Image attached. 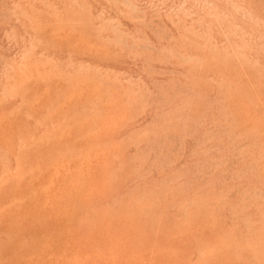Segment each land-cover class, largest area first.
Returning <instances> with one entry per match:
<instances>
[{
	"label": "rangeland",
	"instance_id": "374dc122",
	"mask_svg": "<svg viewBox=\"0 0 264 264\" xmlns=\"http://www.w3.org/2000/svg\"><path fill=\"white\" fill-rule=\"evenodd\" d=\"M26 1L25 0H23V1L22 0H0V18H1L0 19V97H1L0 98V100H1L0 101V110L3 109V112L0 111L2 113V114L0 113V151H1L0 157H1V154L3 156V158L2 157L0 158V172H1L0 173V184H1L0 185V187H1V189H0V191H1L0 192V205H1L0 206V244H1L0 255L4 258L3 259L2 257H0V261H2V263L0 262V264H3L5 261H6L5 263H7L9 261L8 262L9 264H14V263L15 264H26L25 263L26 260H27V264H38V263L39 264H59V263L60 264H86L87 262H88L87 264H91L92 262H93L92 264H94V262H95V264H126V261H127V264H132L133 262H134L133 264H140V263H142V264H144V263L145 264H148V263L149 264H156V263L157 264H161V263L162 264H186L187 263L188 264V261L192 262L191 264H195L200 258H201L200 261H203V262L199 261L200 264L201 263L203 264L206 261L208 262V260L211 263H213V262H215L216 259L219 260V261L215 262L216 264H218L220 261H221L220 264H225V263L229 264V262H233L234 264H236V263H238V264H245V263L251 264L252 262H253L252 264H262V263L264 264V260H263L264 259V248H263L264 247V209H263L264 208V203H263L264 202V176H263L264 175V169L261 166V164L264 165V138H263V140H261L262 137H264L263 136V134H264V129H263L264 128V116H262V115H264V111H263V109H264V97H263L264 91L258 90L261 93V94H259L258 91L255 89L256 86H258V87H256L258 89H262V90L264 89V88H262V87H264V78H263L264 76H261V75H264V73H263L264 72V62H263L264 50L262 52V49H264L263 48L264 47V45H263L264 44V34H263V37L259 36V35H262V33H264V28H263L264 27V24H263L264 0H228V1H226V0H221V1H219V0H217V1L216 0H204L206 3L203 0H200V1L198 0V2L196 0H193V1L192 0H190V1H187V0H173V1L168 0L167 1L166 0V3H164L165 0L164 1H162V0H65V1L64 0H56V2H54L55 0L53 2H52V0H48L49 2L47 0H35V1L29 0L30 2L29 1L26 2ZM36 1H38V2H36ZM41 1L43 2L44 5L41 4L42 3ZM45 1H47L48 3H45ZM177 1H178V3H176ZM194 1L196 3H194ZM215 1L219 5L217 3H214ZM20 2H22V3H20ZM50 2H52V4ZM189 2H190V4H192V2H193L195 5L192 4L191 6H189L190 5ZM220 2H222L221 4H223V5H221ZM9 3H11V4H9ZM37 3H39L38 5L40 6V8H37V7H39L38 5L36 6ZM167 3L169 6H167ZM28 4H29V6H28ZM33 4H34V6H33ZM45 4L46 5L48 4L46 6V8H45ZM170 4H171V6H170ZM180 4H181L182 8H180ZM209 4L213 5V6H209ZM238 4H240L241 10L244 14L242 12H240L241 10H240V8H239L240 6ZM11 5H12V7H11ZM173 5H175V6L178 5L177 6L178 8L175 6H174L175 7L174 8ZM199 5H200V7H202V6L203 7L201 9H199L200 8ZM225 5L227 8L230 6L233 9L230 10V7L228 9H226ZM233 5L235 6V8ZM16 6H18V7L15 9L14 7H16ZM19 6H21V7H19ZM35 6L38 9V13L40 15L43 14V17L45 15H48V16H51V18L46 16V18L44 17L45 18L44 19L42 16H38V13L35 12V11H37V9H35ZM48 6H50V7H48ZM188 6L191 8L187 9ZM217 6H218V9L221 7L220 12L218 11ZM236 6H238V10H236L237 9ZM250 6L253 10H250ZM3 7H4V9L2 10ZM32 7H34V8H32ZM170 7L172 8L171 10H170ZM194 7L197 10H195ZM208 7H210V9ZM244 7H245V9H243ZM246 7H248L249 9ZM25 8L27 10H25ZM29 8H32L33 10L29 9ZM43 8H45V9H43ZM224 8L226 11L223 10V12H222V9H224ZM5 9H8L9 11L5 10ZM34 9H35V11H34ZM47 9H49V10H47ZM178 9L180 11L183 10V12L181 11V12H179V14L181 15V13H183V16L185 14V16H187L188 20L185 17L181 19V17H183V16L180 17L179 15H177ZM185 9L187 10V12H185ZM193 9H194V13H193ZM198 9L200 11L204 10L205 13L199 12ZM20 10H22V11H20ZM42 10L44 13L40 12ZM168 10H170L171 13L173 12V14H170V12ZM189 10H190V12H188ZM208 10H210V11H208ZM24 11H25V13H24ZM69 11H74V12H72V14H71ZM75 11H76V14H75ZM206 11H208V12L206 13ZM228 11H229V13H228ZM248 11H249V13H247ZM255 11H256V13H255ZM5 12H7V13L5 14ZM59 12H60V14H59ZM67 12H69V13L66 14ZM79 12H80V14H79ZM250 12H251L252 16L249 15ZM3 13H4V15H3ZM20 13L23 15L27 14L30 17H27V15L23 16ZM47 13H49V14H47ZM64 13L66 14L65 17H63L65 15ZM157 13L162 15L159 17L160 19H157L159 16ZM7 14H8V16L11 15L10 18H8ZM12 14L15 15V17ZM35 14H37V15H35ZM53 14L54 15L57 14L56 15L57 17L53 16ZM193 14H195V15L193 16ZM198 14L200 16H202L203 18L199 17ZM202 14H205V15H202ZM259 14H260V16H259ZM1 15H3V16L1 17ZM170 15L171 16L174 15L173 18L177 19L176 23L174 21L175 19L171 18ZM210 15L212 16V18L210 17ZM229 15H231V16H229ZM253 15L254 16L258 15L256 17L257 20H254L255 17L253 18ZM21 16H23V17H21ZM164 16H165V18H164ZM167 16H168V18H167ZM208 16H209V18H208ZM213 16H214V18H213ZM216 16H218V17L215 19ZM223 16H225V19ZM248 16L249 17L251 16V18H248ZM18 17L22 18V21ZM32 17H33V19H32ZM34 17H36V18H34ZM41 17L44 20H46L48 24L47 23L44 24V21L41 19ZM53 17H56L59 21L55 20V18H53ZM60 17L62 18V20L60 19ZM221 17H223V18L220 19ZM30 18L32 19V24H31ZM155 18H156V20H155ZM189 18H190V20H189ZM226 18H227V20H226ZM261 18H262V20H261ZM13 19H14V21H13ZM23 19H24L25 23H28L29 25L25 24ZM27 19H30V20L28 21ZM50 19H52V20H50ZM53 19H54V21H53ZM70 19H73V20H71L72 23H71ZM183 19H184V21L186 20V23H184V21H182ZM217 19H218V24L220 23L222 26L220 24L218 25L216 23ZM230 19H231V21H230ZM234 19L240 20V23L238 24V21H233ZM250 19H252L255 24ZM6 20L8 21V23H4V21H6ZM9 20H10V24H9ZM18 20H20V21H18ZM33 20H34V23H33ZM60 20H61V23H60ZM211 20H213L212 23H211ZM220 20H223V21L226 20V23L228 25L231 24L233 26H231V25L227 26L225 21H224L225 25L223 26L224 23H223V21H220ZM12 21H13V24H12ZM15 21H16V25H14ZM36 21H37V24H36ZM68 21H69V23H68ZM163 21H164V23H163ZM167 21H168V23H167ZM177 21H178V24L180 25V27L182 26L181 28L178 25H176ZM192 21H194L193 24H192ZM197 21L200 24H198ZM202 21H205V23L202 24ZM214 21L216 24L214 23ZM250 21H252L253 24L250 23ZM257 21H259L260 25L257 23ZM261 21H262V24H261ZM20 23H22L24 26H22ZM182 23H183V25H186L184 28H183V25H181ZM207 23L208 24L210 23L211 27L213 29H211V27L209 28L210 24H209V26H207L208 25ZM33 24H34V26L31 27V25H33ZM58 24L61 26H59V28H56L58 26ZM18 25H19L20 29L18 28ZM54 25H56V26H54ZM71 25H72V29H71ZM76 25H78V26H76ZM201 25L204 28L202 27V29L199 30L201 28ZM242 25H243V27L245 26L244 27L245 29L249 28L248 29L249 31L244 30V28L242 29L241 28ZM249 25H251V26H249ZM37 26H39V27H37ZM187 26H188V28L191 27L192 29L189 28L190 30H187L188 29ZM254 26L256 27V30H255ZM5 27H7V29ZM15 27H17V29ZM89 27L91 28V30L89 29ZM227 27L228 28L231 27L230 28L231 30L229 29L230 32L228 31V33L226 31V29L228 30ZM237 27H239L238 28L239 30L240 29L243 30L242 32L240 30L239 33L240 34L245 33V35L241 34L242 35L241 36L238 33V30L236 32ZM23 28H26V29H23ZM185 28H186V31H184ZM195 28L197 29L196 31L194 30ZM21 29H22V31H20ZM27 29H29L28 31H30V34L32 32L34 33V31H35L37 35L36 34L30 35L28 31L26 32ZM31 29H33V31ZM80 29H82V30H80ZM162 29H164V30H162ZM205 29H208L211 31H205ZM6 30H7V32H6ZM8 30L10 33H13V34L16 33V35L13 36V34H10L8 32ZM160 30L162 32H160ZM191 30H194V31H191ZM257 30H259V32ZM23 31H24V33H23ZM164 31L167 33H164ZM187 31H189V32H187ZM245 31H247L248 34ZM17 32L19 34H17ZM184 32H186L187 35H189L188 33H190V36H191V33H193L192 35H194V36H191V37L187 36L186 33L184 34ZM195 32H197V33L195 34ZM232 32L234 34H236L234 36H237L239 34L236 38H238L240 42L242 40L244 43L243 42H241V43L237 42V40L235 38H233ZM226 33L228 34V36L230 38H228ZM252 33L255 35H253ZM257 33H259V35ZM21 34L23 35V40H22ZM27 34H29V35L27 36ZM64 34H66V35H64ZM169 34H171V35H169ZM181 34H182V36H180ZM197 34H198V36H197ZM205 34L209 36V39L207 36H206L207 38L204 37ZM214 34L217 37L214 36ZM20 35H21V37H19ZM211 35H213V37H211ZM250 35H253V38L256 36V38H254L256 40L254 41V39ZM31 36H32V38H31ZM51 36H52V38H51ZM195 36H197V37H195ZM200 36H202V38ZM231 36L234 40L231 38ZM247 36H249V37H247ZM8 37H9V39L10 38H12V39H10V41H9V40H7ZM15 37H17V38H15ZM43 37H45V38H43ZM187 37H190L189 38L190 40ZM198 37H200V39H197ZM243 37H245V38H243ZM24 38L27 40H25ZM34 38H36V39H34ZM192 38H193V41H194V39H195V42L197 41V44H195V42L193 43V41H191ZM240 38H242V39H240ZM249 38L251 39V41H249L250 40ZM259 38H260V41H259ZM201 39H203V40H201ZM207 39L209 42L207 41ZM211 39H215L216 41L213 40L214 41L213 42ZM229 39H232V41H234V42L230 41L231 42L230 43ZM243 39L245 41L247 39L248 42H250L249 44H252V43L253 44L252 45H249L248 43L245 44L246 42ZM42 40H43L44 44L46 41V43H48L49 45L48 44L43 45ZM210 40L212 42L211 46H210ZM17 41H19V42H17ZM200 41L201 42L203 41L202 45L200 44L201 43ZM206 41H207V43H206ZM21 42H23V43L21 44ZM38 42H40V43H38ZM198 42H200V43H198ZM5 43L7 44V46ZM13 43H15V44H13ZM36 43L38 44L39 47L34 46V45H37ZM192 43H193V45L194 44L196 45V46L194 45L195 47H197L199 44L198 47L200 49H198V47H197V49L194 48V46L191 45ZM235 43L238 46H236ZM32 44H33V46H32ZM40 44H41V46H40ZM52 44L55 47L52 46L51 48H48V46L50 47V45H52ZM205 44L207 46L208 45L209 46L208 47L206 46V48L203 47V46H205ZM221 44H223L224 46H222ZM227 44H230V45H227ZM240 44L244 45L245 48L244 49L242 48L243 50L241 49ZM254 44H256V45H254ZM28 45L31 47H28ZM46 45H48V46L46 47ZM218 45H221V46H218ZM9 46H10V48H8ZM212 46H215L214 49H210ZM216 46H218V47L216 48ZM230 46H232V47H230ZM235 46H236V48L240 46L239 49L241 52L239 51V49H236ZM254 46H256V47H254ZM258 46L259 47L261 46V47L259 48ZM13 47L16 50H14ZM27 47H28V49H27ZM36 47H38V49L41 50V52ZM253 47L256 49V50L254 49V51H256V52H254L252 50ZM31 48H32V50H31ZM208 48H209V50H207ZM225 48H226V52L224 50ZM246 48H248L247 50H249V51H246ZM5 49H8V50H5ZM201 49L202 50L204 49V50L202 51ZM216 49L219 50V51L217 50L218 54H216L217 53ZM220 49H222L221 53L225 52V53H223L224 56H223V54H220ZM9 50H11V51H9ZM33 50L36 53L33 52ZM172 50H174V51H172ZM199 50H201V51H199ZM210 50H213V51H210ZM227 50H228V52H227ZM237 50L240 52V54L237 52ZM28 51L30 53H28ZM169 51H170V53H169ZM206 51L208 52V54H206L207 53ZM243 51H244V54H243ZM230 52L232 53V56L229 57V54H231ZM260 52H262V55ZM24 53H25V55H24ZM27 53L29 56L27 55ZM37 53H39V54H37ZM246 53L248 55H246ZM32 54H33V56H32ZM225 54H226V56H225ZM233 54H234V56H233ZM256 54H257V56L255 57ZM217 55H218V58L216 59ZM27 56L29 57V60H26L28 58ZM244 56L246 59L244 58ZM213 57H215V58H213ZM232 57L234 60H232ZM234 57L237 58L238 60L236 61ZM222 58H224V60ZM39 59L40 60L43 59V60L40 61ZM194 59H196V60L198 59L197 65L194 62ZM207 59L210 61H208ZM249 59H250V61H249ZM253 59L255 60L256 64L255 63L253 64V61H254ZM204 60H205V62H204ZM227 60L232 61L231 64L228 65L229 62ZM240 60H241V62H240ZM244 60H245V62H244ZM35 61H37L38 65ZM46 61H47V63L48 62L49 63L47 64ZM206 61H208L209 64H207ZM215 61H220V62H215ZM238 61H239V63H238ZM242 61L247 65H245L244 63L242 64ZM248 61H249V63H248ZM259 61H260V63H259ZM15 62H17L16 63L17 67H16ZM29 62H31V63H29ZM211 62L212 63L215 62L217 64V65L215 64L216 67L214 66V63L212 66ZM224 62H225V64L227 63V65H226L227 67L224 66ZM257 62L259 64H261L262 62L263 63L259 66V64ZM11 63H12V65H11ZM35 63L38 67L35 65ZM39 63L42 66H40ZM44 63H46L48 66L50 64L51 65L48 67ZM192 63H194V64H192ZM43 64L45 67L43 66ZM205 64H207V66H205ZM29 65H30V67L31 66L33 67V65L36 66V68H37L36 70L39 73L43 72L42 73L43 77L40 75L41 76L40 80H38L39 78L37 79L39 73H37V71L34 70L35 67H33V69H32V67L29 68ZM218 65L220 66V68H218ZM239 65L242 66V68H244L245 70L242 69ZM210 66H211L210 70L211 71L213 70L214 72L216 71L215 73L213 71L211 73L209 71L204 72V70H207V69L209 70V68H207V67H210ZM12 68H13V70H12ZM41 68H43V69H41ZM44 68H46V69H44ZM173 68L175 69V71ZM177 68H178V70H177ZM213 68H215V69H213ZM217 68L219 70H216ZM247 68H250V69H247ZM18 69H20V71L25 69L22 71V73H24V74H22V73L18 74V73H20V71ZM26 69L29 70V72H27ZM170 69H171V71H170ZM179 69H181L183 71L181 72V70H179ZM192 69L194 71H196L197 73L198 72H200V73L199 74L196 73V75H195V72L193 73ZM237 69H238V71H240L239 72L240 74H242V73L246 74L244 76L248 77L247 78L248 82H246L247 81L246 78L244 79L243 74L241 75L243 77L240 76ZM10 70H12L13 72ZM30 70L33 72L32 74H30V75H32L33 78L30 75H28L29 73H31ZM41 70H42V72H41ZM190 70H191V72H190ZM202 70H203V72H202ZM220 70H222L221 71L222 73L220 72ZM225 70L227 71V73L225 72ZM231 70L233 71V73H231L232 72ZM253 70H254V72L256 71V73L258 72L257 74H259V75L261 74L260 76L257 77L258 79L256 77L254 78L255 80L253 79V75L256 74L254 72L250 73ZM46 71H49V72H46ZM188 71H189V73H188ZM229 71H231L230 73L233 77L231 75L229 77V73H228ZM236 71L238 74L234 73ZM261 71H263V72H261ZM10 72L13 74V76ZM44 72H46L45 76H44ZM51 72L54 75H52ZM56 72L58 74V78L62 74L63 75L58 79L55 77ZM173 72H175V73H173ZM259 72H261V73H259ZM16 73H17V77L14 76V75H16ZM60 73H62V74L59 76ZM184 73H185V75H184ZM201 73H203V74H201ZM10 74H11V76H10ZM193 74L196 77H194ZM223 74H225V75H223ZM257 74L255 76H257ZM18 75H20V77H21V78L19 77L20 79L18 78ZM24 75H26L29 78H27ZM46 75L48 77H50V76L52 77V78H49V80L51 79V81L48 80V77ZM183 75H184V78H183ZM235 75H237L238 77L236 76V78H235ZM9 76H10V78H12V77H14V78L11 80V79H9ZM219 76L222 78H220ZM23 77L24 78L26 77L27 79L26 78L24 79ZM218 77L221 80H219ZM227 77L229 78V80ZM240 77L242 78L243 81L240 80L241 79ZM261 77L263 78V81H262ZM6 78H7V80H6ZM42 78H44L45 82H43ZM224 78H227V79H224ZM250 78H252L253 79L252 81H254V82H252L250 80ZM14 79L16 82L14 81ZM35 79L37 82L35 81ZM213 79L216 82L218 79L220 85H218V82L217 83L214 82ZM233 79H235V81ZM256 79H257V81H256ZM18 80H20L21 82ZM172 80H174V81H172ZM183 80H184V82H181ZM10 81H13V83ZM39 81H41V82H39ZM66 81H67V83H66ZM3 82H4V84H2ZM221 82H225V83H221ZM160 83H162V84H160ZM203 83H205L204 84L205 87L207 86V90L210 87V90H212V91H209V90L207 91L205 87L202 88ZM259 83H260L261 87H259ZM8 84L10 85V87ZM83 84L86 86H84ZM196 84H198V85H196ZM223 84H225V86H228V87H225ZM246 84L247 85L249 84V86H247ZM17 85L18 86L20 85V86L18 87ZM133 85L135 87L136 86L137 87L134 89ZM2 86H3V88H2ZM78 86H80V87L78 88ZM138 86L140 89L138 88ZM160 86H162L161 89H160ZM190 86H191V88H190ZM4 87L9 88V89H6ZM73 87H75V88H73ZM211 87H213V88H211ZM224 87H225V89H223ZM249 87H250V90H249ZM252 87H253V89H252ZM10 88H12V89H10ZM19 88H21V89H19ZM72 88L74 90H72ZM2 89H4L6 92H8V91L9 92L5 93V91H3ZM23 89H24V91H22ZM130 89H131V91H130ZM136 89H139L138 92ZM197 89H199V90H197ZM214 89H216V90H214ZM57 90H58V92H57ZM59 90L62 91L63 93L60 92ZM75 90H78V91H75ZM193 90L198 91V92H196V94H195V92ZM220 90L222 92H220ZM97 91H99V92H97ZM174 91H180V92H176V93H178V94H176ZM190 91H192V92H190ZM217 91H218V93H217ZM233 91H234V93H233ZM236 91H237V95H236ZM251 91L253 93L252 97L253 98L255 97V99H257L255 103H252V101L254 102L255 99L250 97L251 95L249 94V92L251 93ZM254 91L256 92V94L258 96L255 94ZM56 92H57V94H55ZM76 92L79 96L76 94ZM87 92L90 93L91 95H89ZM212 92L214 95H212ZM223 92H225L226 94L224 93L225 94L224 95ZM244 92H246V94ZM2 93H4V94H2ZM33 93H35V94L33 95ZM94 93H96L95 94L96 97H94ZM160 93H161V95H159ZM6 94H7V96H5ZM21 94H23V95H21ZM24 94H25V96H24ZM71 94L73 97L71 96ZM1 95H4V96L2 97ZM243 95H245V96H243ZM260 95H262V96H260ZM33 96H34V98H33ZM54 96L58 97V98H55ZM137 96L142 97V98L138 97L139 99H137ZM197 96H199V97H197ZM232 96H233V98H232ZM235 96H237V97L234 98ZM247 96H249V97L247 98ZM46 97H47V99H46ZM134 97H136V99ZM240 97H242V98H240ZM245 97L247 98L248 102L245 101L246 100ZM52 98L54 100L56 99L53 106H52V103L54 102V100ZM33 99H35V100H33ZM37 99H38V101H37ZM192 99H193V102H192ZM213 99H215V100H213ZM237 99L238 100L241 99V100L238 101ZM18 100L20 102H18ZM27 100L29 102H27ZM219 100H220V102H219ZM229 100H231L230 102H232L231 103L232 105L229 104L230 103ZM236 100L238 101V103L236 102ZM21 101L24 102V105ZM91 101L94 103H91ZM8 102H9V105H8ZM16 102H17V105L19 104L22 107H20L19 105L17 106L15 104ZM34 102H36V103H34ZM191 102L193 105H191ZM198 102H199V104H198ZM205 102H206V105H205ZM239 102H240V104H239ZM257 102H258V104L259 103L261 104V105L259 104V106H261L260 109H259ZM194 103L196 104L197 107L195 106ZM10 104H11V108H10ZM32 104L34 107L31 106ZM114 104L117 106H113ZM13 105H15L14 109H15V107H16V109L19 108L18 110L20 113H22L21 114L22 116L20 115V113H17L18 110L14 111V109H12ZM203 105H205V107ZM255 105H256V109L253 110L254 111L253 112L251 109H252V106L255 108ZM5 106L6 107L8 106L7 110L5 109L6 108ZM232 106H235L237 108L240 107L241 109L238 108L239 110H237V108L235 109V107L233 109H231ZM95 108L98 110H96ZM243 108L244 109L248 108L251 111H248L246 109L248 111L247 112ZM4 109H5V111H4ZM8 109H9V111H8ZM44 109H46L47 111H45ZM48 109H50L51 111L50 110L48 111ZM93 109H95V110H93ZM24 110L26 111V113ZM188 110H190V111H188ZM203 110H205V112ZM231 110H233V111H231ZM53 111H54V113H53ZM192 111H193V113H192ZM256 111H257V113H255ZM49 112L53 113V114H50ZM189 112H191V113H189ZM250 112H251V114H250ZM16 113H17V115H19V117L16 115ZM252 113H254V115ZM62 114H63L64 118H63ZM64 114H66V115L69 114V116L65 117ZM235 114H237V115H235ZM241 114H243V116L245 118ZM259 114H261L262 117ZM24 115H26V116H24ZM28 115L29 116L31 115L30 119H28ZM45 115L48 117L50 116L49 118H51V119H49L48 117L45 118L46 117ZM247 115L249 118L247 117ZM39 116H40V120L42 123L39 122ZM234 116L241 117L242 120L240 118H238L239 121H237V117H234ZM70 117H72V119ZM14 118L16 119L17 123L15 122ZM22 118H24V119H22ZM26 118L28 119V121L31 120L33 123L31 121H29L30 122V124H29ZM181 118H183V119L181 120ZM43 119H45V120H43ZM73 119L76 120L75 124H74ZM105 119H108V120H105ZM35 120H36V123H35ZM243 120H244V122H243ZM23 121H25V122L23 123ZM48 121H51L52 123L50 122V125H49ZM54 121H56V122L54 123ZM62 121H63V123H62ZM70 121H72L73 124ZM77 121H78V123H77ZM169 121L171 123H169ZM176 121H178V123H177L178 125L174 124ZM38 122H39V124H37ZM46 122L48 125H46ZM64 122H68V123L64 124ZM91 122H92V124H91ZM106 122H109V123H106ZM254 122H255V125H254ZM34 123H35V125H32ZM56 123H58V124H56ZM89 123H90L91 127L86 128V127H88ZM248 123H249V125H248ZM259 123H260V125H259ZM16 124H18L17 127H16ZM41 124H44L45 126L41 125ZM262 124H263V126H262ZM23 125H26V127H23ZM39 126H41V127H39ZM43 126L45 129L43 128ZM240 126L242 129L243 128H245V129L241 130ZM259 126H262V127H260L261 129L258 128ZM8 127L10 128V130ZM38 127H39V130L36 129ZM69 127H71V128L69 129ZM109 127H110V129H108ZM17 128L19 131L15 130ZM24 128L27 130H24ZM41 128L44 129L45 131H43ZM47 128H48V130L51 128L50 131L51 132L54 131V133L53 132L50 133V131L47 132ZM40 129L42 130L43 134L42 133L36 134V133H34V131H32V130H35V132H37L36 130H38V133H39V132H41ZM106 129L109 130V132H107ZM169 129H171V131ZM20 130L22 131L23 134L20 132ZM77 130H78V132H77ZM103 130H105V131H103ZM110 130H111V132H110ZM253 130H255V131H253ZM26 131H28V133H26ZM81 131H83L84 133ZM80 132H81V134H80ZM13 133L16 135H14ZM25 133H26V135L30 134L29 135L30 138L26 137ZM104 133L107 134V137ZM152 133H153V135H152ZM239 133L241 134L240 136H239ZM246 133H250V134H246ZM261 133H263V134H261ZM31 134L32 135L34 134L35 138ZM48 134H50V135H48ZM79 134H80V136H79ZM36 135L38 138L36 137ZM62 135H63V137H62ZM82 135H84V136H82ZM102 135H103V137L104 136L105 137L102 138ZM97 136H100V137H97ZM23 137H25L26 139ZM31 137H33V138H31ZM91 137H93V138H91ZM133 137H138V138H136L137 139L136 140ZM107 138H109V139H107ZM32 139H33V141H32ZM48 139H50V140H48ZM133 139H135L136 143H135V141H133ZM250 139H252V140H250ZM29 140L33 142L32 146H31L32 142H30ZM68 140H70V141H68ZM93 140L97 143V145ZM106 141H107V144H106ZM108 141H109V143H108ZM261 141H262V144H261ZM90 142L91 143L93 142V143L91 144ZM110 142H111V144H110ZM11 143H12V147H11ZM25 143H27V144H25ZM28 143H30L29 146H28ZM86 144H87V146H86ZM99 144H101V146L102 145L103 146L100 147ZM1 145H3V146L1 147ZM62 145H64L63 147H66V149L68 148L67 149L68 152H66L67 150H65V148L62 147ZM84 145H85V147H84ZM225 145H226V147H225ZM59 147H60V150L62 147V151L59 150ZM72 147H73V149H72ZM74 147L76 148V151L74 150L75 149ZM96 147H98V149L94 150ZM12 148H14V149H12ZM15 148H17V149L19 148V150L15 149ZM38 148H39V150H38ZM69 148H71L73 151L77 152L75 154H77L78 157H74L76 155L74 154V152L72 153V151H69L70 150ZM88 148L89 149L91 148L90 151L88 150ZM1 149L4 150V152H2ZM99 149H101V150H99ZM14 150H15V152H14ZM37 150L40 152L42 157L40 156V154H38L39 152ZM82 150H83V152L85 151L86 155L84 153H83V155H81ZM108 150L110 151V153ZM118 150H120L121 153L117 152ZM5 151H7V152H5ZM57 151H59L60 154H58L59 152H57ZM16 152L18 155L16 154ZM49 152H52V153L50 154ZM114 152H115V155H117V156L114 155ZM116 152L119 155L116 154ZM5 153H7L6 154L7 158H6V156L4 157ZM8 153H9V155L10 154L11 155L9 156ZM35 153H36V155H33ZM47 153H49V154H47ZM123 153L125 154V156L123 155ZM46 154H47V156H46ZM53 154H55V155L58 154V155L53 156ZM109 154H110V156H109ZM37 155H38V157H37ZM60 155H62V156H60ZM19 156H22L23 158L19 157ZM83 156H84V159H83ZM108 156H109V158H107ZM120 156L122 157V159ZM245 156H246V158H245ZM53 157L55 159H53ZM15 158H17V159H15ZM32 158H33L35 163H38L36 160H38L40 162L38 164H35L33 162ZM48 158H50V159H48ZM255 158H257V159H255ZM3 159H4V161H3ZM42 159H44V160H42ZM47 160H48V162H46ZM83 160H84V162H83ZM141 160H142V162H141ZM1 161H3V162H1ZM10 161H12V162L10 163ZM53 161H55V163ZM45 162H46V164H45ZM104 162H105V164H104ZM225 162H226V164H225ZM8 163L10 165H8ZM20 163H22V164H20ZM11 164H12V166H11ZM18 164H20V165H18ZM81 164H83V165H81ZM102 164L104 166H102ZM118 164H120V165L118 166ZM6 165H7V167H6ZM17 165H18V168H17ZM76 165L78 166L79 169L77 168ZM91 165H93V167ZM8 167H10V168L8 169ZM101 167H102V169H101ZM112 167H114V168H112ZM11 168H14V169H11ZM15 168H16V170H15ZM1 169L3 171L6 169L7 173H6V171L3 172ZM19 169H20V171H19ZM106 169H108V170L106 171ZM126 169L128 170V172ZM31 170H33V171H31ZM86 170L88 171V173H90L89 175H88ZM98 170H101V171H99L100 173L98 172ZM83 172H84V174H83ZM94 172H95V174H94ZM96 172H98L99 174ZM111 173H112V175H111ZM113 174L115 176H113ZM202 174H203V176H202ZM261 174H263V175H261ZM21 175H23V179L21 177L22 180L20 181L19 177ZM98 175H100L101 177ZM5 176H8V177H5ZM56 176H58V177H56ZM92 176H93L94 180H96V181L99 180L100 183H102V182L103 183L100 184V183H98L99 181L98 182L93 181L91 178ZM124 176H126V177L123 178ZM96 177L98 179H95ZM5 178H6V180H5ZM72 178L74 179V181L71 182V180H73ZM82 178H83V180H82ZM13 179H14V181H13ZM77 180H79V181H77ZM11 181L13 183H11ZM17 181H18V183H16ZM106 181H108L109 183H105ZM80 182L81 183L84 182L86 184H81V186H80ZM110 182H111L110 186H115V189H113L114 187L112 189L110 187V189H109ZM72 183H73V185H72ZM75 183L77 186L75 185ZM113 183L115 185H113ZM10 184H12V185H10ZM16 184L17 185L19 184L18 185L19 187ZM68 184H71V186L70 185L68 186ZM63 185H64V187H63ZM83 185L85 187L89 186V188H87V187L85 188ZM105 185L107 187H105ZM8 186L9 187L12 186V187L9 188ZM65 186H67V187H65ZM82 186L86 190L83 189V191H82V188H81ZM102 186L105 187V189H103ZM93 187H95V191H94ZM118 187H120V188H118ZM170 187H171V189H170ZM251 187H252V189H250ZM13 188H15L17 192ZM106 188H108V189H106ZM10 189L12 192L10 191ZM79 189H80V191H77ZM91 189H93V191H94L93 193H90V192H92ZM242 189H244V190H242ZM73 190H76L77 192L73 191ZM109 190H111V191H109ZM247 190L249 192H246ZM106 191H108V192H106ZM112 191H113V193H112ZM238 191H239V193H238ZM18 192L20 193V195ZM87 192H89V193H87ZM96 192H98L97 195H96ZM46 193H47V195H46ZM55 193H56V195H55ZM111 193H112V196H110ZM252 193L255 195H253ZM12 194H13V196H12ZM85 194L89 195L90 197L87 196V198H86ZM91 194L93 196H91ZM231 194H232V196H231ZM242 194H244V195H242ZM63 196H65V197H63ZM69 196H70V199H69ZM128 196H129V198H128ZM71 197L75 199V200L73 199L75 202L71 200ZM81 197H82V199H81ZM230 197H232V198L230 199ZM77 198H79V201ZM83 198H84V200H83ZM63 199L66 201L64 202ZM85 199H86V201H85ZM88 199L91 200L90 201L91 205L89 203H87L89 201ZM102 199L106 200V201H104L105 203L103 202ZM259 199H260V201H259ZM67 200L69 201L70 204H68ZM4 201H8V202L10 201V202L8 203V202H4ZM11 201H13V202H11ZM16 201H17V203H15ZM18 201H19V203H18ZM58 201H60L61 204H59ZM84 202H85L86 207H88L89 205L90 206L88 208H86L83 204ZM55 203H56V205H55ZM133 203H135V205H133ZM45 204H46V206H45ZM80 204H82V205H80ZM87 204H89V205H87ZM136 204H138V206H136ZM41 205H42V207H41ZM78 205L80 206L81 209H78ZM7 206H9L10 208ZM14 206L15 207L17 206V207L15 208ZM43 206H44V208H43ZM82 206L85 208H83ZM134 206L139 207V209H137L136 207L134 208ZM200 206L203 210L199 208ZM58 207L60 209H62L61 210V212L63 211L62 213H60V209ZM204 207H205V209H204ZM35 208H37V210ZM40 208L42 210H40ZM164 208H165V210H164ZM15 209H17V210H15ZM206 209H207V213L204 212L205 214H203L202 211H204V210L206 211ZM210 209L212 210V212L210 211V213H212L211 215L215 216V214H216L217 217L216 216L210 217L211 215L208 212ZM256 209H258V210H256ZM70 210H71V212H69ZM125 210H127V211H125ZM136 210H138L139 212L144 211L145 217L143 216V213L140 214L139 212H138V216H140V217H138L136 214L137 213ZM213 210H214V213H213ZM254 210H255V212H254ZM261 210H263V211H261ZM34 211L36 213H34ZM39 211L41 213H42V211L45 213V214L42 213L45 217V220ZM45 211H48L47 215H46ZM65 211H67L68 214ZM72 211H74V212H72ZM98 211H99V214L97 216ZM131 211H132V213L129 216L128 214H130ZM134 211L136 213H134ZM249 211H251L250 214H249ZM75 212H77L76 213L77 216H76V214H74ZM103 212H104L105 216H107V218L105 216H102ZM105 212H107V213H105ZM182 212L184 213L185 216H187V214H188V216H187L188 218L187 217L185 218V216L182 217V215H183ZM191 212H193L194 215L198 218H195V216ZM196 212H198V215H196L197 214ZM199 212H201L203 216L202 215L200 216L201 213H199ZM15 213H18V214H15ZM30 213H31V215H29ZM33 213L35 216L38 213V217L40 216V219L37 218V216L35 217L34 215H32ZM54 213L58 214L59 216H61L63 214L64 217L63 216L59 217L58 215H56ZM39 214H41V215H39ZM108 214H109V217H108ZM132 214H134V215H132ZM176 214H177V216H176ZM208 214H209V216L206 218V216ZM93 215H96V217ZM204 215H206V216L204 217ZM253 215H254V218L252 217ZM53 216L54 217L56 216V217L53 218ZM67 216L69 217V219L71 221L68 219ZM80 216L82 218H79ZM142 216H143V218H142ZM162 216L164 218H162ZM218 216H219V218H218ZM70 217H72V218L74 217V220L71 219ZM75 217H76V219H75ZM102 217H104V218L101 219ZM132 217L133 218L138 217L140 222H136V221H138V219H136V221H134L135 218L133 220ZM159 217H160V219L161 218L162 219L160 220ZM173 217H175V218H173ZM191 217H192V219H190ZM202 217H204V219ZM209 217L213 218L217 221H214L213 219L211 220ZM238 217H240V219H238ZM35 218H36V220H35ZM41 218H43V219L41 220ZM52 218L54 220L57 218L55 220L56 222L53 221ZM77 218L79 220L82 219L84 223L81 222L82 220L79 221ZM148 218H149V220H148ZM165 218H167V220ZM171 218H172L173 222L169 221V219H171ZM216 218H218V219H216ZM9 219H10V221H9ZM19 219L22 221L23 220H25V221L22 222ZM30 219H32V220H30ZM47 219H49L48 223L50 222V219H52L50 222L51 226H50V224L47 223ZM90 219H91V221H90ZM200 219H201V222H200ZM205 219L207 221H205ZM219 219L221 221H219ZM58 220H60V221H58ZM84 220L85 221L87 220V222H85ZM102 220H104V223ZM155 220H156V222H155ZM164 220L166 222H168V221L169 222L164 223ZM195 220H197V223L195 222ZM210 220H211V224H210ZM43 221L46 222L47 224H45ZM57 221L60 222V224ZM67 221L69 223L74 221L73 222L74 224L72 223L74 226L72 224H68ZM129 221H132V222L128 223ZM147 221H148V223H147ZM212 221H214V223ZM18 222H19V224H18ZM24 222H25V224H24ZM53 222H55L58 225L57 226L58 228L55 227L56 226L55 223H54L55 226L53 225ZM133 222H136L138 224V226L136 223H135V225L137 227L134 226ZM141 222L143 224H146V225H143ZM154 222H155V224H154ZM157 222H159V223H157ZM198 222L200 224H198ZM249 222H250V224H249ZM260 222H262L261 226H259ZM22 223H23V226H22ZM63 223H65V224H63ZM81 223H83V224H81ZM131 223H133V224H131ZM171 223H174L175 226H174V224H171ZM193 223L195 225H193ZM215 223H218V225L221 224V226L220 225L218 226ZM237 223H238V225H236ZM9 224H11V225H9ZM30 224L32 227L30 226ZM139 224H140V226H145V227H141L144 229L141 230L139 228L140 227ZM167 224L170 226L169 228L167 227ZM185 224L188 226L190 225L191 227L193 226V227L192 228L190 226L185 227ZM196 224H197V227L199 229L196 227ZM240 224H241V226H239ZM247 224H249V225L247 226ZM13 225L22 226L24 228L23 229L21 227L18 228V226H17L18 231H16L17 228ZM41 225H43L45 228L47 227L46 228L47 231L45 230L44 227L40 228ZM123 225H124V227H123ZM126 225H127V228L125 227ZM153 225H154V227H151ZM155 225L158 226V230H159L158 233L156 232L157 226H155ZM182 225L184 226V228H182L183 227ZM204 225H205L206 229L204 228ZM229 225H230V227H229ZM29 226H30V228H29ZM52 226L55 228L52 229ZM162 226H164L163 229H162ZM200 226L203 227V229ZM255 226H256V228L259 227L260 229L254 228ZM50 227L52 229V232L50 231L51 230ZM62 227H65V228H62ZM73 227L76 229L72 230ZM94 227H96V231L99 230L100 232L99 231H98L99 233L96 232ZM97 227H98V230H97ZM135 227L139 228L140 230H138V231L135 230L136 229ZM148 227L151 229L153 228L152 231L154 229H156L155 233H157V234H155L154 231H153L154 234L151 233V234H153V236L155 235L157 237V238H155L156 242L153 239L154 237L152 235L151 236L149 235L151 230L148 229ZM166 227L168 230L166 229ZM172 227L173 228L175 227V229H176V227H178L179 230L178 229L177 230L179 231V234H178L177 230H175V232L172 231V230H174ZM207 227H208V229H207ZM212 227H213V229H212ZM10 228H12V229H10ZM37 228L39 231L37 230ZM77 228L79 229V231L77 230ZM122 228H124L123 231H122ZM128 228L129 229L132 228L130 232L132 233L134 231L135 233H132V234L130 233L131 236L129 234H124L125 232L127 233V231L129 230ZM185 228H186V232H185L186 234L183 233L185 231ZM187 228H188V230H187ZM189 228L191 230L193 229L192 230L193 232H191V230H189ZM261 228H263V229L261 230ZM24 229H25V231H24ZM56 229H57V231H56ZM58 229L61 230L62 232L59 231ZM68 229L69 230L71 229L70 231H68L70 234L68 232H65ZM180 229L181 230L184 229V231L182 232ZM216 229L217 230L220 229V231L217 232ZM4 230H6V231L3 233ZM32 230L33 231L35 230L34 232H36V235H34L35 233ZM164 230L166 232H164ZM208 230H209V232H208ZM230 230H231V232H229ZM253 230H254V232H253ZM259 230L262 232H260ZM29 231H31V232H29ZM103 231L105 233H103ZM168 231H171V232H168ZM176 231H177V234H176ZM204 231H206L208 233L211 232V233L207 234ZM213 231L215 232L216 237L214 236ZM256 231H257V233H256ZM90 232L93 234V236L95 238L94 237L92 238V234H90ZM145 232H149V234H147ZM162 232L166 233L168 237L166 236V234H163ZM181 232L183 233V235H181L182 234ZM187 232L188 233L190 232L191 234L190 233L188 234ZM203 232H204V234H203ZM226 232H229V233H226ZM2 233H3V235H2ZM28 233H30L31 235H29ZM50 233H51V236H49V238H48L47 235H49ZM100 233H101V238H98ZM121 233H122V235H121ZM169 233H175L174 236H176V237H174L173 234H171L175 238V241H174L173 237L169 238V236L171 237V235ZM193 233L198 235L197 236L198 237L197 242L195 240L196 235H194ZM200 233L202 234L201 236L204 235L203 238L207 236L206 237L207 239L204 238L205 240H203V238L199 235ZM14 234L16 236H13ZM18 234H19V236H18ZM25 234H26V236L29 235L28 236L29 238L31 236V238H30L31 242L29 241L28 237H27L28 239L26 240V236H24ZM56 234L58 235L59 238H57ZM63 234H64V236H63ZM78 234L80 235L81 238L79 237ZM88 234H90L91 236ZM123 234H124V236H123ZM145 234H147V236ZM261 234L263 235V237L261 236ZM11 235H12L13 240L7 238L8 236H9V238H11ZM32 235H33V237H32ZM76 235H77V237H76ZM125 235H126V237L129 235L130 237L128 236L127 237L128 239L124 238ZM189 235H190V238H189ZM192 235H194V236H192ZM210 235H212L214 237L210 238L208 240V238L211 237ZM257 235L261 236V237L258 236L259 240H258ZM36 236H37V238H36ZM42 236H45V237H42ZM54 236H56V238ZM84 236L86 238H89V236H90L91 239H88V241H87V239L85 240ZM96 236H97V238H96ZM120 236H122L124 239ZM134 236L139 237V239H137L139 241V247H140V248H138L139 252L136 251L138 244L137 245L135 244L138 241L135 242L136 241L135 239L132 240V238H134ZM144 236L146 238H144ZM160 236H164L165 238H168V239H165L163 237L160 238ZM245 236L246 237L250 236V239H249V237L246 238ZM3 237L4 238L6 237V239H8V242L6 241V239L3 240L4 239ZM15 237H17V238L15 239ZM23 237L25 238V240H23ZM73 237H74V239H73ZM107 237L109 238L108 239L109 241L106 240ZM141 237H143L144 239H142ZM179 237H180V239H178ZM184 237L185 238L187 237L190 239V241H189L186 238L188 240L187 241L188 243L191 242V239H192V241L193 240L194 241L191 242L192 244L191 243L188 244V243H186V239ZM226 237H227V239H226ZM231 237L233 239L235 237V240H233ZM253 237H256V238H253ZM32 238L34 241L32 240ZM42 238H44V239L46 238L45 241L46 240H48V241H46V242L42 241V240H44ZM116 238H118V239L121 238L120 241H122L121 242L122 244ZM140 238L142 239L141 240L142 242H143V240L146 241V243H145V241L143 243L141 242L144 245L140 244ZM199 238L200 239L202 238V239L199 240ZM261 238H262V240H261ZM20 239H22L24 241L23 245H22V242ZM36 239H38V240L40 239L41 241L39 242ZM70 239H72L73 242H72V240L70 242ZM75 239H77V240H75ZM129 239L131 240V243H130ZM163 239H165V240H163ZM182 239H184V240H182ZM211 239H212V242H211ZM215 239H216V241H215ZM17 240L19 242H17ZM51 240H53V241L56 240V241L53 242ZM78 240L79 241L81 240L80 241L81 244L79 242L80 247L78 246ZM83 240L87 241V242H84ZM115 240H118L117 243L115 242ZM125 240H127L126 242L130 243L131 245H132V241H134L133 247L131 245L127 244L125 242ZM128 240H129V242H128ZM166 240L167 241L169 240L170 245L174 242V244H172V246L173 245L174 246L173 247L168 246L169 244ZM202 240L204 241V243ZM213 240L215 242H213ZM224 240H228L229 242L224 241ZM246 240L249 242V245H248V243H246L247 242ZM4 241H6V242H4ZM26 241H29L31 246L30 245L28 246L27 243H29V242L26 243ZM32 241L34 242V244ZM99 241L100 242L103 241V243H105L104 247H105V245H107L108 247H105V248L109 249V247H110L111 250L110 249L109 250L103 249V245ZM147 241H149V242H147ZM162 241H164V242L166 241L163 244L164 245L167 244L168 247L164 246L162 244ZM232 241H234V243ZM9 242H11V245ZM38 242L40 243V246L42 245V247H39L38 245H36L34 247L35 244H39ZM41 242H42V244H41ZM92 242H94V245L92 244ZM98 242H99V244H98ZM109 242L110 243L113 242V244L115 242L116 244L112 245V243H111L110 245H112V246H110ZM206 242H208L209 244H207ZM217 242H219V243H217ZM225 242H228L229 244L226 245L227 243H225ZM237 242H239V243L241 242V243L239 244ZM25 243H26V245H25ZM75 243H76V245H75ZM95 243L97 246L99 245V247L96 246V248H95L94 247ZM182 243L184 244L183 246L185 247V249H182L180 247V246H182V245H180ZM197 243H198V246H199V243L200 244L202 243L199 246V248L197 246ZM210 243H212L211 245L214 248L212 246H209ZM215 243H217V244H215ZM230 243L233 245L231 246ZM255 243L258 244L256 247H258L259 249L256 247H255L256 249L253 248L256 245ZM19 244H20V246L22 245V247H19L18 246ZM45 244H46V246H45ZM147 244H148V246L150 245L151 247L150 246L148 247ZM261 244H262V246H261ZM54 245H56V246H54ZM124 245H125V247H124ZM135 245L137 247H135ZM153 245H154V247H153ZM156 245L158 247H156ZM190 245H191V247H192V245H194L192 247V249H191ZM195 245H196V247H195ZM218 245H220V247ZM250 245H251V247H250ZM14 246L17 248H15ZM43 246L45 249L43 248ZM83 246H85L86 248H83ZM141 246H143V248H144L143 250L145 252L142 250ZM187 246L190 247V249L187 248ZM201 246L203 249H205L207 247L206 248L207 251L203 250L201 248ZM215 246L218 247L220 251L223 249L221 252L218 250L219 253L216 254L218 257L214 253V252H218L217 251L218 248L216 249ZM230 246L232 247V249H229ZM28 247H30L31 249H32V247L35 248V250L32 249L35 253H33V251H31V249H29ZM48 247H51V248L48 249ZM74 247H75V250L73 251ZM92 247H93V249H92ZM129 247L130 248L132 247L131 250H133V248H136L132 251V252L135 251L136 253L134 252L132 254ZM169 247L172 249H170ZM221 247H222V249H221ZM261 247L263 249H261ZM1 248H2V250H1ZM25 248L26 249L28 248V250H30V251L26 250ZM41 248H42V250H41ZM55 248H57V249H55ZM81 248H83V249H81ZM112 248H113V250H112ZM114 248H116V249L114 250ZM119 248L121 250V253H120V250H118ZM124 248H126V249H124ZM161 248H164L166 251L167 250L169 251V249H170V251L172 250L176 253L173 252L174 253L173 254L170 251L165 252V250L164 249L162 250ZM212 248L214 249V251L211 253V256L215 255L214 259H212L213 256L211 257L209 254L210 251L213 250ZM250 248H251V250H250ZM37 249L42 251V252L38 251L40 255L39 254L36 255ZM50 249H52V250H50ZM84 249H85V252L82 251ZM87 249H90V250H87ZM99 249H101V250L99 251ZM139 249H141V250H139ZM188 249H189V251L191 250L189 254H187V252L185 253V251H187ZM200 249L203 251H201ZM226 249L228 251V254H227V251L225 253ZM253 249L255 250V254H254V252H252ZM19 250L22 252L24 251L25 253L24 252L21 253ZM116 250H117V252H116ZM125 250H127V252H130V253L127 254V252H125V254H124L123 251H125ZM128 250H130V251H128ZM158 250H160V251L158 252ZM195 250H197V251H195ZM198 250H199V253L201 252L200 253L201 255H199ZM208 250H210V251H208ZM256 250H257V252H256ZM109 251L114 253L115 255L114 254L110 255ZM161 251H163V252H161ZM178 251H179V253L182 252L181 255L178 253ZM6 252H7V254H6ZM16 252L18 253V255H17L18 258H17V256H15L17 254ZM29 252H30L31 257H29L30 255H28V256L25 255V254H29ZM62 252H64V253H62ZM73 252H74V255L78 254L77 257H76V255H75V257H74V255H72ZM107 252H108V254H107ZM164 252L166 254H163ZM92 253H95L98 256V259H97L98 263L96 261V257L94 258L95 255L92 257ZM122 253L124 255L123 258H122ZM145 253H147V254H145ZM184 253H185V255H183ZM192 253L193 254L196 253L197 255L195 254L194 257H192V255H193ZM229 253H230V255H229ZM231 253H233V254H231ZM256 253H257V255H256ZM258 253H260V254L258 255ZM21 254H22V256H21ZM126 254L128 255V257L126 256ZM130 254H132L133 256ZM134 254L137 256V258L135 257ZM169 254L172 256H170ZM206 254L207 255L209 254V255L207 256ZM129 255H130V257H129ZM175 255L177 258L175 257ZM247 255H249V256L247 257ZM261 255H262V257H261ZM20 256H21V258H20ZM112 256H113V258L114 257L115 258L113 259ZM116 256H118L117 258H119V259H116ZM169 256H170V258H167ZM185 256L186 257L188 256L187 259ZM190 256H191V258H190ZM223 256H224V258H223ZM225 256H227V258ZM237 256H241V258L237 257ZM244 256H246V257L244 258ZM254 256H258V257L256 258ZM107 257L110 260H108ZM221 257L223 258V260ZM228 257H230V259ZM231 257H233V258L236 257V260H235V258L233 259ZM10 258H12L11 261L9 260ZM104 258H106V259H104ZM126 258H127V260H126ZM150 258H151V260H150ZM202 258H204V259H202ZM210 258L213 262L210 260ZM219 258H221V260ZM23 259L25 260V262ZM41 259H42V261H41ZM115 259L117 261H115ZM130 259H131V261H130ZM167 259H168V263H167V261H165ZM178 259H180V261ZM184 259H186L187 261H185ZM241 259H243V260H241ZM19 260H21V261H19ZM119 260H120V262H119ZM136 260H138L137 263H136ZM224 260H226V261H224ZM260 260H263V262H261ZM140 261H142V262H140ZM199 262L196 264H199ZM207 262L204 264H209V262L208 263Z\"/></svg>",
	"mask_w": 264,
	"mask_h": 264
},
{
	"label": "bare ground",
	"instance_id": "6f19581e",
	"mask_svg": "<svg viewBox=\"0 0 264 264\" xmlns=\"http://www.w3.org/2000/svg\"><path fill=\"white\" fill-rule=\"evenodd\" d=\"M22 1H23V0H22ZM25 1H26V0H25ZM28 1H29V0H27L26 2H28ZM30 1H31V0H30ZM30 1H29V2H30ZM33 1H35V0H33ZM47 1H48V0H47ZM47 1H45V3H48V2H49V1H48V2H47ZM53 1H54V0H52V2H53ZM64 1H65V0H64ZM162 1H164V0H162ZM167 1H168V0H167ZM171 1H173V0H171ZM187 1H190V0H187ZM187 1H186V2H187ZM192 1H193V0H192ZM196 1L198 2V0H196ZM199 1H200V0H199ZM203 1H204V0H203ZM216 1H217V0H216ZM216 1H215L214 3H217ZM219 1H221V0H219ZM219 1H218V2H219ZM226 1H228V0H226ZM226 1H225V2H226ZM26 2H25V3H26ZM36 2H38V1H36ZM41 2H42V1H41ZM52 2H50V3L52 4ZM54 2H56V0H55ZM204 2H205V1H204ZM229 2H230V1H229ZM20 3H22V2H20ZM33 3H34V2H33ZM50 3H49V4H50ZM164 3H166V0L164 1ZM171 3H172V2H171ZM173 3H174V2H173ZM176 3H178V1H177ZM179 3H180V2H179ZM194 3H196V2L194 1ZM194 3L192 2V4H194ZM205 3H206V2H205ZM207 3H208V2H207ZM221 3H222V2H220V4H221ZM9 4H11V3H9ZM9 4H8V5H9ZM38 4H39V3H37L36 6H37ZM41 4H43V2H42ZM54 4H55V3H54ZM54 4H53V5H54ZM189 4H190V2H189ZM192 4H190L189 6H191ZM197 4H198V3H197ZM217 4H218V3H217ZM13 5H14V4H13ZM19 5H20V4H19ZM24 5H25V4H24ZM24 5H23V6H24ZM43 5H44V4H43ZM47 5H48V4H47ZM47 5L45 4V8H46ZM183 5H184V4H183ZM194 5H195V4H194ZM194 5H193V6H194ZM202 5H203V4H202ZM206 5H207V4H206ZM218 5H219V4H218ZM221 5H223V4H221ZM227 5H228V4H227ZM238 5L240 6V4H238ZM28 6H29V4H28ZM31 6H32V5H31ZM33 6H34V4H33ZM36 6H35V9L40 8L39 5H38L39 7H37V8H36ZM167 6H169L168 3H167ZM170 6H171V4H170ZM174 6H175V5H173V7H174ZM177 6H178V5H177ZM177 6H175V7H177ZM189 6H188L187 9L191 8V7H189ZM209 6H213V5H210V4H209ZM233 6H234V5H233ZM243 6H244V5H243ZM5 7H6V6H5ZM9 7H10V6H9ZM9 7H8V8H9ZM11 7H12V5H11ZM11 7H10V8H11ZM17 7H18V6L14 7V8L16 9ZM19 7H21V6H19ZM48 7H50V6H48ZM175 7H174V8H175ZM183 7H184V6H183ZM185 7H186V6H185ZM195 7H196V6H195ZM195 7H194V9L197 10ZM197 7H198V6H197ZM199 7H200V5H199ZM202 7H203V6H202ZM202 7H200L199 9H201ZM225 7H226V5H225ZM229 7H230V6H229ZM229 7H228V8H229ZM6 8H7V7H6ZM10 8H9V9H10ZM32 8H34V7H32ZM32 8H29V9H32ZM45 8H43V9H45ZM51 8H52V7H51ZM177 8H178V7H177ZM180 8H182V7H181V4H180ZM205 8H206V7H205ZM208 8L210 9V7H208ZM220 8H221V7H220ZM220 8L218 9V6H217V9H218L219 12H220ZM228 8L226 7V9H228ZM234 8H235V6H234ZM236 8H237L236 10H238V6H236ZM239 8H240V10H241V6H240ZM246 8H248V7H246ZM3 9H4V7L2 8V10H3ZM19 9H20V8H19ZM22 9H23V8H22ZM35 9H34V11H35ZM41 9H42V8H41ZM171 9H172V8L170 7V10H171ZM183 9H184V8H183ZM194 9H193V13H194ZM199 9H198V10H199ZM231 9H233V8L230 7V10H231ZM243 9H245V7H244ZM248 9H249V8H248ZM254 9H255V8H254ZM2 10H1V11H2ZM5 10H8V9H5ZM17 10H18V9H17ZM25 10H27V9L25 8ZM32 10H33V9H32ZM32 10H31V11H32ZM47 10H49V9H47ZM52 10H53V9H52ZM52 10H51V11H52ZM170 10H168V11L170 12ZM223 10H225V8L222 9V12H223ZM236 10H235V11H236ZM250 10H253V9L251 8V6H250ZM8 11H9V10H8ZM10 11H11V10H10ZM13 11H14V10H13ZM20 11H22V10H20ZM20 11H19V12H20ZM76 11H77V10H76ZM76 11H75V14H76ZM181 11L183 12V10H181ZM181 11L178 9V13H177V15H179L180 17L183 16V13H181V15L179 14V12H181ZM202 11H203V12H202ZM208 11H210V10H208ZM208 11H206V13H207ZM225 11H226V10H225ZM243 11H244V10H243ZM246 11H247V10H246ZM28 12H29V11H28ZM28 12H27V13H28ZM35 12L38 13V9H37V11H35ZM40 12H43V10L40 11ZM69 12L72 14V12H74V11H69ZM69 12H67L66 14H68ZM185 12H187L186 9H185ZM188 12H190V10H189ZM197 12H198V11H197ZM199 12H201V13H205L204 10H201V11L199 10ZM199 12H198V13H199ZM236 12H237V11H236ZM240 12H242V10H241ZM6 13H7V12H5V14H6ZM13 13H14V12H13ZM16 13H17V12H16ZM24 13H25V11H24ZM32 13H33V12H32ZM43 13H44V12H43ZM49 13H50V12H49ZM49 13H47V14H49ZM54 13H55V12H54ZM61 13H62V12H61ZM213 13H214V12H213ZM213 13H212V14H213ZM217 13H218V12H217ZM228 13H229V11H228ZM228 13H227V14H228ZM242 13H243V12H242ZM247 13H249V11H248ZM253 13H254V12H253ZM255 13H256V11H255ZM1 14H2V13H1ZM20 14H21V13H20ZM20 14H19V15H20ZM45 14H46V13H45ZM51 14H52V13H51ZM59 14H60V12H59ZM62 14H63V13H62ZM62 14H61V15H62ZM64 14H65V13H64ZM66 14H65L63 17H65ZM71 14H70V15H71ZM79 14H80V12H79ZM79 14H78V15H79ZM157 14H158V13H157ZM168 14H169V13H168ZM170 14H173V12H172V13L170 12ZM199 14H200V13H199ZM199 14H198V15H199ZM212 14H211V15H212ZM220 14H221V13H220ZM225 14H226V13H225ZM243 14H244V13H243ZM3 15H4V13H3ZM3 15H1V17H2ZM12 15H13V14H12ZM17 15H18V14H17ZM21 15H23V14H21ZM26 15H27V14H26ZM26 15H23V16H26ZM33 15H34V14H33ZM33 15H32V16H33ZM35 15H37V14H35ZM56 15H57V14H55V15L53 14V16H56ZM61 15H60V16H61ZM151 15H152V14H151ZM153 15H154V14H153ZM158 15H159V16H158L157 19H160L159 17L162 16V15H160V14H158ZM175 15H176V14H175ZM190 15H191V14H190ZM194 15H195V14H193V16H194ZM200 15H201V14H200ZM200 15H199V17H202V16H200ZM202 15H205V14H202ZM211 15H210V17L212 18ZM241 15H242V14H241ZM249 15H251V12H250ZM254 15H255V14H254ZM254 15H253V18L255 17L254 20H257L256 17H257L258 15H257V16H254ZM7 16H8V14H7ZM10 16H11V15H10ZM10 16H8V18H10ZM13 16L15 17V15H13ZM23 16H21V17H23ZM38 16H42V17H43V14L40 15V14L38 13ZM46 16H48V15H45L44 17L46 18ZM168 16H169V15H168ZM168 16H167V18H168ZM170 16H171V15H170ZM219 16H220V15H219ZM229 16H231V15H229ZM242 16H243V15H242ZM251 16H252V15H251ZM251 16H250V17L248 16V18H251ZM259 16H260V14H259ZM4 17H5V16H4ZM27 17H30V16L27 15ZM42 17H41V19L44 21V24L47 23V21L44 20L45 18L43 17V18H44V19H43ZM48 17L51 18V16H48ZM56 17H57V16H56ZM56 17H53V18H55V20L59 21ZM61 17H62V16H61ZM61 17H60V19L62 20ZM73 17H74V16H73ZM73 17H72V18H73ZM78 17H79V16H78ZM155 17H156V16H155ZM173 17H174V15L171 16V18H173ZM175 17H176V16H175ZM184 17L187 19V16H185V14H184L183 17H181V19L184 18ZM205 17H206V16H205ZM217 17H218V16H216L215 19H216ZM223 17H224V19H225V16H223ZM223 17H221L220 19H222ZM227 17H228V16H227ZM6 18H7V17H6ZM6 18H5V19H6ZM18 18H20V17H18ZM34 18H36V17H34ZM164 18H165V16H164ZM167 18H166V19H167ZM176 18H177V17H176ZM178 18H179V17H178ZM202 18H203V17H202ZM208 18H209V16H208ZM213 18H214V16H213ZM229 18H230V17H229ZM229 18H228V19H229ZM246 18H247V17H246ZM258 18H259V17H258ZM0 19H1V18H0ZM20 19H21V21H22V18H20ZM30 19H31V18H30ZM30 19H27V20L29 21ZM32 19H33V17H32ZM32 19L30 20V21H31V24H32ZM66 19H67V18H66ZM77 19H78V18H77ZM173 19H175V18H173ZM179 19H180V18H179ZM179 19H178V20H179ZM194 19H195V18H194ZM231 19H232V18H231ZM231 19H230V21H231ZM236 19H237V18H236ZM47 20H48V19H47ZM50 20H52V19H50ZM61 20H60V23H61ZM64 20H65V19H64ZM67 20H68V19H67ZM71 20H73V19H70V21H71ZM155 20H156V18H155ZM163 20H164V19H163ZM170 20H171V19H170ZM176 20H177V19L174 20L175 23H176ZM187 20H188V19H187ZM189 20H190V18H189ZM199 20H200V19H199ZM226 20H227V18H226ZM226 20H224L225 23H226ZM250 20H252V19H250ZM261 20H262V18H261ZM13 21H14V19H13ZM13 21H12V24H13ZM18 21H20V20H18ZM23 21H24V19H23ZM53 21H54V19H53ZM65 21H66V20H65ZM172 21H173V20H172ZM182 21H184V19H183ZM205 21H206V20H205ZM205 21H202V24L205 23ZM212 21H213V20H211V23H212ZM220 21H223V20H220ZM224 21H223V23H224ZM233 21H238V24L240 23V20H235V19H234ZM252 21H253V20H252ZM252 21H250V23H252ZM4 23H8V21L6 20V21H4ZM24 23H25V21H24ZM33 23H34V20H33ZM68 23H69V21H68ZM71 23H72V21H71ZM163 23H164V21H163ZM163 23H162V24H163ZM167 23H168V21H167ZM184 23H186V20L184 21ZM193 23H194V21H192V24H193ZM197 23H198V21H197ZM214 23H215V21H214ZM216 23L218 24V19H217ZM216 23H215V24H216ZM225 23L223 24V26L225 25ZM253 23H254V21H253ZM253 23H252V24H253ZM257 23L259 24V21H257ZM9 24H10V20H9ZM20 24H21L22 26H24L22 23H20ZM25 24H28V23H25ZM36 24H37V21H36ZM47 24H48V23H47ZM65 24H66V23H65ZM171 24H172V23H171ZM188 24H189V23H188ZM198 24H200V23H198ZM198 24H197V25H198ZM207 24H208V23H207ZM207 24H206V25H207ZM209 24H210V23H209ZM209 24H208L207 26H209ZM219 24H220V23H219ZM219 24H218V25H219ZM226 24H227V23H226ZM254 24H255V23H254ZM261 24H262V21H261ZM263 24H264V20H263ZM5 25H6V24H5ZM14 25H16V21H15V24H14ZM28 25H29V24H28ZM74 25H75V24H74ZM74 25H73V26H74ZM172 25H173V24H172ZM174 25H175V24H174ZM176 25H178V26L180 27V25L178 24V21H177V24H176ZM181 25H183V23H182ZM195 25H196V24H195ZM213 25H214V24H213ZM213 25H212V26H213ZM220 25H221V24H220ZM229 25H231V24H229ZM229 25L227 24V26H229ZM259 25H260V24H259ZM2 26H3V25H2ZM32 26H34V24L31 25V27H32ZM44 26H45V25H44ZM54 26H56V25H54ZM59 26H61V25L58 24V26H57L56 28H59ZM69 26H70V25H69ZM76 26H78V25H76ZM185 26H186V25H183V28H184ZM193 26H194V25H193ZM215 26H216V25H215ZM221 26H222V25H221ZM231 26H233V25H231ZM237 26H238V25H237ZM249 26H251V25H249ZM3 27H4V26H3ZM7 27H8V26H7ZM7 27H5V28L7 29ZM27 27H28V26H27ZM37 27H39V26H37ZM64 27H65V26H64ZM79 27H80V26H79ZM169 27H170V26H169ZM181 27H182V26H181ZM181 27H180V28H181ZM202 27H203V26L201 25V28H200L199 30H201ZM210 27H211V24H210L209 28H210ZM240 27H241V26H240ZM244 27H245V26H244ZM244 27H243V25H242L241 28L243 29ZM254 27H255V26H254ZM258 27H259V26H258ZM15 28L17 29V27H15ZM18 28H19V25H18ZM47 28H48V27H47ZM76 28H77V27H76ZM80 28H81V27H80ZM82 28H83V27H82ZM180 28H179V29H180ZM187 28H188V26H187ZM189 28H191V27H189ZM189 28H188L187 30H190ZM203 28H204V27H203ZM206 28H207V27H206ZM216 28H217V27H216ZM224 28H225V27H224ZM227 28H228V27H227ZM230 28H231V27H229L228 30L226 29L227 33H228V31H229ZM233 28H234V27H233ZM238 28H239V27H237L236 32H237V30H238V33H239L241 29L239 30ZM263 28H264V27H263ZM11 29H12V28H11ZM19 29H20V28H19ZM23 29H26V28H23ZM50 29H51V28H50ZM60 29H61V28H60ZM69 29H70V28H69ZM71 29H72V25H71ZM89 29L91 30L90 27H89ZM94 29H95V28H94ZM94 29H93V30H94ZM171 29H172V28H171ZM179 29H178V30H179ZM191 29H192V28H191ZM211 29H213V28L211 27ZM248 29H249V28H246V29L244 28V30H248ZM12 30H13V29H12ZM28 30H29V29H27L26 32H27ZM31 30L33 31V29H31ZM57 30H58V29H57ZM80 30H82V29H80ZM162 30H164V29H162ZM180 30H181V29H180ZM194 30L196 31L197 29L195 28ZM194 30H191V31H194ZM216 30H217V29H216ZM220 30H221V29H220ZM223 30H224V29H223ZM223 30H222V31H223ZM230 30H231V29H230ZM252 30H253V29H252ZM255 30H256V27H255ZM10 31H11V30H10ZM20 31H22V29H21ZM45 31H46V30H45ZM55 31H56V30H55ZM95 31H96V30H95ZM181 31H182V30H181ZM184 31H186V28L184 29ZM205 31H211V30L205 29ZM242 31H243V30H241V32H242ZM248 31H249V30H248ZM257 31L259 32V30H257ZM261 31H262V30H261ZM6 32H7V30H6ZM8 32H9V30H8ZM28 32H29V34H30V31H28ZM37 32H38V31H37ZM39 32H40V31H39ZM41 32H42V31H41ZM71 32H72V31H71ZM86 32H87V31H86ZM93 32H94V31H93ZM160 32H162V31L160 30ZM182 32H183V31H182ZM187 32H189V31H187ZM197 32H198V31H197ZM197 32H195V34H196ZM203 32H204V31H203ZM212 32H213V31H212ZM218 32H219V31H218ZM229 32H230V31H229ZM245 32L247 33V31H245ZM9 33H10V32H9ZM23 33H24V31H23ZM52 33H53V32H52ZM52 33H51V34H52ZM69 33H70V32H69ZM84 33H85V32H84ZM164 33H167V32L164 31ZM179 33H180V32H179ZM185 33H186V32H184V34H185ZM207 33H208V32H207ZM210 33H211V32H210ZM216 33H217V32H216ZM219 33H220V32H219ZM227 33H226V35L228 36ZM232 33H233V32H232ZM232 33H231V34H232ZM6 34H7V33H6ZM6 34H5V35H6ZM10 34H13V33H10ZM17 34H19V33L17 32ZM29 34H27V36H28ZM31 34H36V32L34 31V33L32 32ZM31 34H30V35H31ZM87 34H88V33H87ZM171 34H172V33H171ZM171 34H169V35H171ZM188 34H189V35H187V33H186L187 36H190V33H188ZM192 34H193V33H191V36H194V35H192ZM212 34H213V33H212ZM220 34H221V33H220ZM223 34H224V33H223ZM239 34H240V33H239ZM239 34H238V35H239ZM241 34H242V33H241ZM241 34H240V35H241ZM247 34H248V33H247ZM249 34H250V33H249ZM252 34H253V33H252ZM257 34L259 35V33H257ZM257 34H256V35H257ZM260 34H261V33H260ZM263 34H264V33H262V35H259V36H262V37H263ZM14 35H16V33L13 34V36H14ZM21 35H22V34H21ZM21 35H20L19 37H21ZM36 35H37V34H36ZM39 35H40V34H39ZM64 35H66V34H64ZM75 35H76V34H75ZM166 35H167V34H166ZM199 35H200V34H199ZM201 35H202V34H201ZM217 35H218V34H217ZM221 35H222V34H221ZM234 35H236V34L233 33V38H235V39L237 40V42H240L239 39L236 38L238 35H237V36H234ZM242 35H245V33L242 34ZM242 35H241V36H242ZM253 35H255V34H253ZM253 35H250V36H252V38H253ZM258 35H257V36H258ZM7 36H8V35H7ZM13 36H12V37H13ZM17 36H18V35H17ZM78 36H79V35H78ZM86 36H87V35H86ZM88 36H89V35H88ZM167 36H168V35H167ZM180 36H182V34H181ZM191 36H190V37H191ZM197 36H198V34H197ZM197 36H195V37H197ZM203 36H204V35H203ZM206 36H207L208 39H209V36L205 34L204 37L207 38ZM214 36H216V35L214 34ZM10 37H11V36H10ZM19 37H18V38H19ZM38 37H39V36H38ZM79 37H80V36H79ZM190 37H187V38L189 39ZM200 37L202 38V36H200ZM200 37H198L197 39H200ZM204 37H203V38H204ZM211 37H213V35H211ZM216 37H217V36H216ZM222 37H223V36H222ZM247 37H249V36H247ZM15 38H17V37H15ZM31 38H32V36H31ZM39 38H40V37H39ZM43 38H45V37H43ZM51 38H52V36H51ZM61 38H62V37H61ZM76 38H77V37H76ZM185 38H186V37H185ZM214 38H215V37H214ZM228 38H230V37L228 36ZM228 38H227V39H228ZM231 38H232V36H231ZM233 38H232V39H233ZM243 38H245V37H243ZM254 38H256V36H255ZM254 38H253V39H254ZM10 39H12V38H10ZM10 39H9V37H8L7 40L10 41ZM24 39H25V38H24ZM34 39H36V38H34ZM197 39H196V40H197ZM208 39H207V41H208ZM215 39H216V38H215ZM215 39H211V40L213 41V40H215ZM232 39H229V42L232 41ZM240 39H242V38H240ZM247 39H248V38H247ZM247 39H246V41L243 39V40L246 42L245 44H247V43L249 44V43H250V42H248ZM249 39H250V38H249ZM20 40H21V39H20ZM20 40H19V41H20ZM22 40H23V35H22ZM25 40H27V39H25ZM40 40H41V39H40ZM189 40H190V39H189ZM201 40H203V39H201ZM211 40H210V46H211V43H212ZM221 40H222V39H221ZM233 40H234V39H233ZM236 40H235V41H236ZM255 40H256V39H254V41H255ZM9 41H8V42H9ZM19 41H17V42H19ZM32 41H33V40H32ZM44 41H45V40H44ZM191 41H193V38H192ZM198 41H199V40H198ZM207 41H206V43H207ZM215 41H216V40H215ZM249 41H251V39H250ZM252 41H253V40H252ZM259 41H260V38H259ZM27 42H28V41H27ZM29 42H30V41H29ZM34 42H35V41H34ZM49 42H50V41H49ZM194 42H195V39H194L193 43H194ZM200 42H201V41H200ZM200 42H198V43H200ZM202 42H203V41H202ZM202 42L200 43L201 45H202ZM208 42H209V41H208ZM213 42H214V41H213ZM232 42H234V41H232ZM237 42H236V43H237ZM241 42H243V41L241 40ZM241 42H240V43H241ZM256 42H257V41H256ZM261 42H262V41H261ZM6 43H7V42H6ZM6 43H5V44H6ZM11 43H12V42H11ZM22 43H23V42H21V44H22ZM25 43H26V42H25ZM30 43H31V42H30ZM38 43H40V42H38ZM42 43H43V40H42ZM50 43H51V42H50ZM193 43H192L191 45H193ZM224 43H225V42H224ZM224 43H223V44H224ZM230 43H231V42H230ZM236 43H235V44H236ZM243 43H244V42H243ZM251 43H252V42H251ZM262 43H263V42H262ZM13 44H15V43H13ZM17 44H18V43H17ZM33 44H34V43H33ZM33 44H32V46H33ZM36 44H37V43H36ZM45 44H48V43H46V41H45ZM45 44L43 43V45H45ZM187 44H188V43H187ZM189 44H190V43H189ZM195 44H197V41L195 42ZM195 44H194V45H195ZM213 44H214V43H213ZM213 44H212V45H213ZM223 44H221V45L224 46L225 44H224V45H223ZM252 44H253V43H252ZM252 44H249V45H252ZM25 45H26V44H25ZM25 45H24V46H25ZM30 45H31V44H30ZM48 45H49V44H48ZM48 45H46V47H47ZM191 45H190V46H191ZM194 45H193V46H194ZM203 45H204V44H203ZM215 45H216V44H215ZM221 45H218V46H221ZM227 45H230V44H227ZM227 45H226V46H227ZM240 45H241V44H240ZM254 45H256V44H254ZM257 45H258V44H257ZM263 45H264V44H263ZM263 45H262V46H263ZM4 46H5V45H4ZM6 46H7V44H6ZM10 46H11V45H10ZM10 46H9L8 48H10ZM13 46H14V45H13ZM15 46H16V45H15ZM20 46H21V45H20ZM34 46H38V44H37V45H34ZM40 46H41V44H40ZM52 46H53V44L50 45V47L48 46V48H51ZM56 46H57V45H56ZM188 46H189V45H188ZM193 46H192V47H193ZM195 46H196V45H195ZM195 46H194V48L197 49V47L199 46V44H198L197 47H195ZM206 46H207V45L205 44V46H203V47L206 48ZM208 46H209V45H208ZM208 46H207V47H208ZM218 46H216V48H217ZM232 46H233V45H232ZM232 46H230V47H232ZM236 46H238V45L236 44ZM236 46H235V48H236ZM242 46H243V47H242ZM17 47H18V46H17ZM28 47H31V46L28 45ZM28 47H27V49H28ZM38 47H39V46H38ZM38 47H36V48L38 49ZM53 47H55V46H53ZM212 47H213V48H212ZM212 47H211L210 49H214L215 46H212ZM239 47H240V46H239ZM239 47H237L236 49H239ZM247 47H248V46H247ZM251 47H252V46H251ZM254 47H256V46H254ZM254 47H253V49H252L253 51H254V49H255ZM258 47H259V46H258ZM260 47H261V46H260ZM260 47H259V48H260ZM18 48H19V47H18ZM18 48H17V49H18ZM32 48H33V47H32ZM32 48H31V50H32ZM56 48H57V47H56ZM194 48H193V49H194ZM242 48H243V49L245 48L244 45H241V49H242ZM263 48H264V47H263ZM13 49H14V47H13ZM24 49H25V48H24ZM27 49H26V50H27ZM42 49H43V48H42ZM53 49H54V48H53ZM198 49H200V48L198 47ZM233 49H234V48H233ZM243 49H242V50H243ZM247 49H248V48H246V51H249V50H247ZM257 49H258V48H257ZM5 50H8V49H5ZM5 50H4V51H5ZM11 50H12V49H11ZM11 50H9V51H11ZM14 50H16V49H14ZM35 50H36V49H35ZM38 50H39V49H38ZM194 50H195V49H194ZM201 50H202V49H201ZM201 50H199V51H201ZM203 50H204V49H203ZM203 50H202V51H203ZM207 50H209V48H208ZM217 50H218V49H216V52H217V53L215 52L216 54H218V51H219V50H218V51H217ZM224 50H225V52H226V48H225ZM250 50H251V49H250ZM255 50H256V49H255ZM263 50H264V49H262V52H263ZM22 51H23V50H22ZM39 51L41 52V50H39ZM42 51H43V50H42ZM172 51H174V50H172ZM210 51H213V50H210ZM221 51H222V49H220V54L225 53V52H222V53H221ZM229 51H230V50H229ZM231 51H232V50H231ZM239 51H240V49H239ZM239 51L237 50V52L240 54L241 51H240V52H239ZM246 51H245V52H246ZM7 52H8V51H7ZM33 52H35V51L33 50ZM33 52H32V53H33ZM37 52H38V51H37ZM206 52H207V51H206ZM227 52H228V50H227ZM234 52H235V51H234ZM234 52H233V53H234ZM237 52H236V53H237ZM254 52H256V51H254ZM262 52H260L261 55H262ZM28 53H30V52L28 51ZM28 53H27V55H28ZM35 53H36V52H35ZM169 53H170V51H169ZM169 53H168V54H169ZM213 53H214V52H213ZM213 53H212V54H213ZM230 53H231V52H230ZM249 53H250V52H249ZM252 53H253V52H252ZM37 54H39V53H37ZM206 54H208V52H207ZM234 54H235V53H234ZM234 54H233V56H234ZM241 54H242V53H241ZM243 54H244V51H243ZM250 54H251V53H250ZM258 54H259V53H258ZM263 54H264V53H263ZM24 55H25V53H24ZM34 55H35V54H34ZM209 55H210V54H209ZM236 55H237V54H236ZM246 55H248V54L246 53ZM246 55H245V56H246ZM28 56H29V55H28ZM28 56H27V57H28ZM32 56H33V54H32ZM32 56H31V57H32ZM223 56H224V54H223ZM225 56H226V54H225ZM230 56H232V53L229 54V57H230ZM238 56H239V55H238ZM241 56H242V55H241ZM245 56H244V58H245ZM256 56H257V54L255 55V57H256ZM23 57H24V56H23ZM219 57H220V56H219ZM236 57H237V56H236ZM252 57H253V56H252ZM262 57H263V56H262ZM32 58H33V57H32ZM213 58H215V57H213ZM213 58H212V59H213ZM217 58H218V55H217L216 59H217ZM224 58H225V57H224ZM224 58H222V59L224 60ZM234 58H235V57H234ZM239 58H240V57H239ZM30 59H31V58H30ZM36 59H37V58H36ZM212 59H211V60H212ZM216 59H215V60H216ZM245 59H246V58H245ZM247 59H248V58H247ZM255 59H256V58H255ZM258 59H259V58H258ZM26 60H29V57H28ZM33 60H34V59H33ZM33 60H32V61H33ZM39 60H40V59H39ZM42 60H43V59H42ZM42 60H40V61H42ZM195 60H196V59H194V62H195L196 65H197V63H198V59L196 60L197 62H196ZM207 60H208V59H207ZM219 60H220V59H219ZM232 60H234L233 57H232ZM235 60L237 61L238 59L235 58ZM253 60H254V59H253ZM8 61H9V60H8ZM37 61H38V60H37ZM37 61H35V62L37 63ZM47 61H48V60H47ZM47 61H46V63H47ZM208 61H210V60H208ZM208 61H206L207 64H209ZM213 61H214V60H213ZM227 61H228V60H227ZM249 61H250V59H249ZM249 61H248V63H249ZM251 61H252V60H251ZM6 62H7V61H6ZM19 62H20V61H19ZM33 62H34V61H33ZM50 62H51V61H50ZM202 62H203V61H202ZM204 62H205V60H204ZM215 62H220V61H215ZM215 62H213V63H214V66L216 67L217 64H216ZM221 62H222V61H221ZM225 62H226V61H225ZM225 62H224V66L227 67V66H226L227 63L225 64ZM228 62H229V63H228V65H229V64H231L232 61H228ZM234 62H235V61H234ZM234 62H233V63H234ZM240 62H241V60H240ZM244 62H245V60H244ZM244 62L242 61V64H243ZM263 62H264V60H263ZM263 62H262V63H263ZM4 63H5V62H4ZM16 63H17V62H15V64H16ZM21 63H22V62H21ZM21 63H20V64H21ZM25 63H26V62H25ZM29 63H31V62H29ZM36 63H35V65H36ZM46 63H44V64H45L46 66H48L47 64H48L49 62H48L47 64H46ZM211 63H212V62H211ZM213 63H212V66H213ZM235 63H236V62H235ZM235 63H234V64H235ZM238 63H239V61H238ZM254 63H255V60L253 61V64H254ZM257 63H258V62H257ZM259 63H260V61H259ZM259 63H258V64H259ZM262 63H261V64H262ZM8 64H9V63H8ZM32 64H33V63H32ZM39 64H40V63H39ZM44 64H43V66H44ZM192 64H194V63H192ZM207 64H205V66H207ZM215 64H216V65H215ZM218 64H219V63H218ZM244 64H245V63H244ZM255 64H256V63H255ZM261 64H259V66H260ZM11 65H12V63H11ZM22 65H23V64H22ZM22 65H21V66H22ZM30 65H31V64H30ZM30 65H29V68L32 67V66L30 67ZM37 65H38V63H37ZM37 65H36V66H37ZM50 65H51V64H50ZM50 65H49V66H50ZM221 65H222V64H221ZM236 65H237V64H236ZM236 65H235V66H236ZM245 65H247V64H245ZM36 66L33 65V67H35V69H34L35 71H37V70H36V69H37ZM40 66H42V65L40 64ZM49 66H48V67H49ZM230 66H231V65H230ZM233 66H234V65H233ZM239 66H240V65H239ZM243 66H244V65H243ZM256 66H257V65H256ZM256 66H255V67H256ZM259 66H258V67H259ZM16 67H17V64H16ZM33 67H32V69H33ZM37 67H38V66H37ZM44 67H45V66H44ZM225 67H224V68H225ZM237 67H238V66H237ZM240 67L242 68V66H240ZM253 67H254V66H253ZM18 68H19V67H18ZM24 68H25V67H24ZM51 68H52V67H51ZM151 68H152V67H151ZM207 68H209V70H208ZM207 68H206L207 70H204V72H205V71H209V72L211 73V72L213 71V70H212V71L210 70L211 66H210V67H207ZM218 68H220L219 65H218ZM218 68H217L216 70H219ZM235 68H236V67H235ZM241 68H240V69H241ZM245 68H246V67H245ZM250 68H251V67H250ZM250 68H247V69H250ZM16 69H17V68H16ZM16 69H15V70H16ZM32 69H31V70H32ZM41 69H43V68H41ZM44 69H46V68H44ZM48 69H49V68H48ZM48 69H47V70H48ZM173 69H174V68H173ZM213 69H215V68H213ZM222 69H223V68H222ZM242 69H244V68H242ZM12 70H13V68H12ZM12 70H10V71H12ZM18 70L20 71V69H18ZM23 70H25V69H23ZM23 70H22V71H23ZM26 70H27V69H26ZM31 70H30L31 73H29L28 75H30V74L33 73V72H32L33 70H32V71H31ZM51 70H52V69H51ZM177 70H178V68H177ZM179 70H181V69H179ZM226 70H227V69H226ZM226 70H225V72L227 73ZM244 70H245V69H244ZM22 71H20V73H18V74H21ZM43 71H44V70H43ZM53 71H54V70H53ZM53 71H52V72H53ZM60 71H61V70H60ZM170 71H171V69H170ZM174 71H175V69H174ZM182 71H183V70H181V72H182ZM192 71H193V73L195 72V75H196L197 72L194 71L193 69H192ZM200 71H201V70H200ZM221 71H222V70H220V72H221ZM231 71H232V70H231ZM231 71L228 72V73H229V77H230L231 73H233V71H232V72H231ZM237 71H238V69H237ZM237 71L234 72V73H237ZM246 71H247V70H246ZM12 72H13V71H12ZM14 72H15V71H14ZM24 72H25V71H24ZM27 72H29V70H27ZM27 72H26V73H27ZM41 72H42V70H41ZM46 72H49V71H46ZM46 72H44V76H45ZM52 72H51V74H52ZM190 72H191V70H190ZM202 72H203V70H202ZM213 72H214V71H213ZM215 72H216V71H215ZM215 72H214V73H215ZM230 72H231V73H230ZM239 72H240V71H238V73H239ZM241 72H242V71H241ZM244 72H245V71H244ZM253 72H254V70H253L252 72H250V73H253ZM261 72H263V71H261ZM261 72H259V73H261ZM10 73H11V72H10ZM37 73H39V72L37 71ZM37 73H36V74H37ZM42 73H43V72H42ZM42 73H39V75L37 74V75H38L37 79L39 78L38 80H40V78H41V76H42ZM169 73H170V72H169ZM173 73H175V72H173ZM173 73H172V74H173ZM188 73H189V71H188ZM199 73H200V72H198L197 74H199ZM217 73H218V72H217ZM221 73H222V72H221ZM238 73H237V74H238ZM254 73H256V71H255ZM257 73H258V72H257ZM257 73H256V74H257ZM263 73H264V72H263ZM11 74H12V73H11ZM11 74H10V76H11ZM22 74H24V73H22ZM61 74H62V73H60L59 76H60ZM178 74H179V73H178ZM182 74H183V73H182ZM191 74H192V73H191ZM201 74H203V73H201ZM201 74H200V75H201ZM218 74H219V73H218ZM239 74H240V73H239ZM242 74H243V73H242ZM242 74H240V76H241ZM256 74H255V75H256ZM37 75H36V76H37ZM40 75H41V76H40ZM52 75H54V74H52ZM56 75H57V76H56ZM56 75H55V77L58 78V74H57V72H56ZM62 75H63V74H62ZM62 75H61V76H62ZM184 75H185V73H184ZM184 75H183V78H184ZM195 75L193 74L194 77H196ZM200 75H199V76H200ZM223 75H225V74H223ZM233 75H234V74H233ZM244 75H246V74H243V76H244ZM247 75H248V74H247ZM255 75H253V79H254L255 77L257 78V77L260 76L261 74H260V75L257 74V76H255ZM4 76H5V75H4ZM4 76H3V77H4ZM7 76H8V75H7ZM7 76H6V77H7ZM10 76H9V79L12 80L14 77L10 78ZM12 76H13V74H12ZM14 76L17 77V73H16V75H14ZM24 76H26V75H24ZM30 76L32 77V75H30ZM36 76H35V77H36ZM39 76H40V77H39ZM46 76H47V75H46ZM61 76H60V77H61ZM64 76H65V75H64ZM186 76H187V75H186ZM199 76H198V77H199ZM226 76H227V75H226ZM226 76H225V77H226ZM231 76H232V75H231ZM236 76H237V75H235V78H236ZM243 76H241V77H243ZM251 76H252V75H251ZM261 76H264V75H261ZM19 77H20V75H18V78H19ZM26 77H27V76H26ZM26 77H25V78H26ZM42 77H43V76H42ZM47 77H48V76H47ZM47 77H46V78H47ZM53 77H54V76H53ZM60 77H59V78H60ZM67 77H68V76H67ZM194 77H193V78H194ZM198 77H197V78H198ZM219 77H220V76H219ZM219 77H218V79L221 80L220 78H222V77H220V78H219ZM223 77H224V76H223ZM232 77H233V76H232ZM232 77H231V78H232ZM237 77H238V76H237ZM241 77H240V78H241ZM4 78H5V77H4ZM20 78H21V77H20ZM20 78H19V79H20ZM23 78H24V77H23ZM25 78H24V79H25ZM27 78H29V77H27ZM27 78H26V79H27ZM32 78H33V77H32ZM32 78H31V79H32ZM49 78H52V77H51V76L48 77V80H49ZM59 78H58V79H59ZM65 78H66V77H65ZM65 78H64V79H65ZM227 78H228V77H227ZM227 78H224V79H227ZM245 78H246V80H247L248 77L244 76V79H245ZM263 78H264V77H263ZM263 78L261 77L262 81H263ZM42 79H43V82H45V81H44V78H42ZM42 79H41V80H42ZM218 79H217V82H218V85H220ZM253 79L250 78L251 81H252ZM257 79H258V78H257ZM257 79H256V81H257ZM6 80H7V78H6ZM213 80H214V79H213ZM228 80H229V78H228ZM233 80L235 81V79H233ZM237 80H238V79H237ZM240 80H242V78H241ZM240 80H239V81H240ZM246 80H245V81H246ZM254 80H255V79H254ZM4 81H5V80H4ZM14 81H15V79H14ZM18 81H20V80H18ZM27 81H28V80H27ZM35 81H36V79H35ZM49 81H51V79H50ZM144 81H145V80H144ZM172 81H174V80H172ZM190 81H191V80H190ZM198 81H199V80H198ZM231 81H232V80H231ZM242 81H243V80H242ZM10 82L13 83V81H10ZM10 82H9V83H10ZM15 82H16V81H15ZM20 82H21V81H20ZM22 82H23V81H22ZM36 82H37V81H36ZM36 82H35V83H36ZM39 82H41V81H39ZM47 82H48V81H47ZM47 82H46V83H47ZM167 82H168V81H167ZM181 82H184V80L181 81ZM185 82H186V81H185ZM199 82H200V81H199ZM214 82H216V81L214 80ZM217 82H216V83H217ZM232 82H233V81H232ZM240 82H241V81H240ZM246 82H248V80H247ZM252 82H254V81H252ZM252 82H251V83H252ZM17 83H18V82H17ZM32 83H33V82H32ZM66 83H67V81H66ZM68 83H69V82H68ZM92 83H93V82H92ZM92 83H91V84H92ZM174 83H175V82H174ZM193 83H194V82H193ZM193 83H192V84H193ZM200 83H201V82H200ZM200 83H199V84H200ZM221 83H225V82H221ZM233 83H234V82H233ZM236 83H237V82H236ZM243 83H244V82H243ZM249 83H250V82H249ZM257 83H258V82H257ZM2 84H4V82H3ZM58 84H59V83H58ZM87 84H88V83H87ZM140 84H141V83H140ZM160 84H162V83H160ZM160 84H159V85H160ZM171 84H172V83H171ZM184 84H185V83H184ZM192 84H191V85H192ZM201 84H202V83H201ZM201 84H200V85H201ZM204 84H205V83H203L202 88L205 87ZM8 85H9V84H8ZM13 85H14V84H13ZM83 85H84V84H83ZM145 85H146V84H145ZM156 85H157V84H156ZM196 85H198V84H196ZM200 85H199V86H200ZM223 85L225 86V84H223ZM230 85H231V84H230ZM242 85H243V84H242ZM246 85H247V84H246ZM250 85H251V84H250ZM257 85H258V84H257ZM262 85H263V84H262ZM3 86H4V85H3ZM3 86H2V88H3ZM17 86H18V85H17ZM19 86H20V85H19ZM19 86H18V87H19ZM27 86H28V85H27ZM33 86H34V85H33ZM72 86H73V85H72ZM80 86H81V85H80ZM80 86H78V88H79ZM84 86H86V85H84ZM84 86H83V87H84ZM131 86H132V85H131ZM133 86H134V85H133ZM183 86H184V85H183ZM193 86H194V85H193ZM208 86H209V85H208ZM221 86H222V85H221ZM247 86H249V84H248ZM255 86H256V85H255ZM6 87H7V86H6ZM6 87H4V88H6ZM9 87H10V85H9ZM15 87H16V86H15ZM24 87H25V86H24ZM24 87H23V88H24ZM69 87H70V86H69ZM81 87H82V86H81ZM136 87H137V86H136ZM136 87L134 86L133 88L135 89ZM161 87H162V86H160V89H161ZM172 87H173V86H172ZM172 87H171V88H172ZM180 87H181V86H180ZM186 87H187V86H186ZM196 87H197V86H196ZM200 87H201V86H200ZM218 87H219V86H218ZM225 87H228V86H225ZM225 87H224L223 89H225ZM245 87H246V86H245ZM256 87H258V86H256ZM256 87H255V89H256L257 91H258V90L264 91V89L262 90V89H258V88H256ZM259 87H261V86H260V83H259ZM34 88H35V87H34ZM70 88H71V87H70ZM73 88H75V87H73ZM73 88H72V90H74ZM129 88H130V87H129ZM138 88H139V86H138ZM151 88H152V87H151ZM173 88H174V87H173ZM181 88H182V87H181ZM190 88H191V86H190ZM190 88H189V89H190ZM197 88H198V87H197ZM205 88H206V90H207V86H206ZM211 88H213V87H211ZM229 88H230V87H229ZM262 88H264V87H262ZM6 89H9V88H6ZM10 89H12V88H10ZM19 89H21V88H19ZM47 89H48V88H47ZM56 89H57V88H56ZM99 89H100V88H99ZM99 89H98V90H99ZM127 89H128V88H127ZM139 89H140V88H139ZM139 89H136L137 92H138ZM157 89H158V88H157ZM192 89H193V88H192ZM199 89H200V88H199ZM199 89H197V90H199ZM247 89H248V88H247ZM252 89H253V87H252ZM255 89H254V90H255ZM2 90L5 91L4 89H2ZM25 90H26V89H25ZM141 90H142V89H141ZM141 90H140V91H141ZM179 90H180V89H179ZM204 90H205V89H204ZM204 90H203V91H204ZM206 90H205V91H206ZM208 90H209V91H212V90H210V87H209ZM208 90H207V91H208ZM214 90H216V89H214ZM249 90H250V87H249ZM7 91H8V90H7ZM10 91H11V90H10ZM18 91H19V90H18ZM22 91H24V89H23ZM22 91H21V92H22ZM59 91H60V90H59ZM75 91H78V90H75ZM130 91H131V89H130ZM158 91H159V90H158ZM183 91H184V90H183ZM187 91H188V90H187ZM193 91L195 92V94H196V92H198V91H195V90H193ZM223 91H224V90H223ZM8 92H9V91H8ZM8 92L5 91V93H8ZM11 92H12V91H11ZM39 92H40V91H39ZM57 92H58V90H57ZM57 92H56L55 94H57ZM60 92H62V91H60ZM80 92H81V91H80ZM97 92H99V91H97ZM174 92L176 93V92H180V91H174ZM190 92H192V91H190ZM214 92H215V91H214ZM220 92H222V91L220 90ZM225 92H226V91H225ZM225 92H223V94H224ZM247 92H248V91H247ZM254 92H255V91H254ZM62 93H63V92H62ZM62 93H61V94H62ZM87 93H88V92H87ZM161 93H162V92H161ZM161 93H160L159 95H161ZM184 93H185V92H184ZM187 93H188V92H187ZM210 93H211V92H210ZM217 93H218V91H217ZM233 93H234V91H233ZM244 93L246 94V92H244ZM244 93H243V94H244ZM258 93L261 94L260 91H258ZM2 94H4V93H2ZM9 94H10V93H9ZM14 94H15V93H14ZM34 94H35V93H33V95H34ZM39 94H40V93H39ZM76 94H77V92H76ZM88 94L91 95L90 93H88ZM95 94H96V93H94V97H96ZM97 94H98V93H97ZM138 94H139V93H138ZM173 94H174V93H173ZM176 94H178V93H176ZM190 94H191V93H190ZM225 94H226V93H225ZM225 94H224V95H225ZM249 94L251 95L250 97L253 98V97H252V96H253L252 91H251V93L249 92ZM249 94H248V95H249ZM255 94H256V92H255ZM17 95H18V94H17ZM21 95H23V94H21ZM42 95H43V94H42ZM77 95H78V94H77ZM203 95H204V94H203ZM203 95H202V96H203ZM207 95H208V94H207ZM212 95H214L213 92H212ZM236 95H237V91H236ZM256 95H257V94H256ZM1 96L3 97L4 95H1ZM5 96H7V94H6ZM15 96H16V95H15ZM24 96H25V94H24ZM31 96H32V95H31ZM57 96H58V95H57ZM71 96H72V94H71ZM78 96H79V95H78ZM208 96H209V95H208ZM210 96H211V95H210ZM233 96H234V95H233ZM233 96H232V98H233ZM243 96H245V95H243ZM243 96H242V97H243ZM257 96H258V95H257ZM260 96H262V95H260ZM10 97H11V96H10ZM40 97H41V96H40ZM54 97H55V96H54ZM54 97H53V98H54ZM72 97H73V96H72ZM89 97H90V96H89ZM92 97H93V96H92ZM94 97H93V98H94ZM138 97H139V96H137V99L142 98V97H139V98H138ZM197 97H199V96H197ZM236 97H237V96H235L234 98H236ZM242 97H240V98H242ZM248 97H249V96H247V98H248ZM263 97H264V96H263ZM0 98H1V97H0ZM11 98H12V97H11ZM17 98H18V97H17ZM20 98H21V97H20ZM33 98H34V96H33ZM36 98H37V97H36ZM53 98H52V99H53ZM55 98H58V97H55ZM90 98H91V97H90ZM115 98H116V97H115ZM134 98L136 99V97H134ZM230 98H231V97H230ZM245 98H246V97H245ZM245 98H244V99H245ZM247 98H246V100H245L246 102H248V101H247ZM257 98H258V97H257ZM6 99H7V98H6ZM14 99H15V98H14ZM31 99H32V98H31ZM39 99H40V98H39ZM46 99H47V97H46ZM71 99H72V98H71ZM91 99H92V98H91ZM95 99H96V98H95ZM193 99H194V98H193ZM193 99H192V102H193ZM238 99H239V98H238ZM238 99H237V100H238ZM253 99H255V97H254ZM258 99H259V98H258ZM3 100H4V99H3ZM11 100H12V99H11ZM11 100H10V101H11ZM15 100H16V99H15ZM21 100H22V99H21ZM33 100H35V99H33ZM53 100H54V99H53ZM53 100H52V101H53ZM55 100H56V99H55ZM55 100H54V102L52 103V106L54 105ZM92 100H93V99H92ZM140 100H141V99H140ZM144 100H145V99H144ZM213 100H215V99H213ZM237 100H236V102L238 103V101H240L241 99L238 100V101H237ZM250 100H251V99H250ZM256 100H257V99H255L254 102L252 101V103H255ZM0 101H1V100H0ZM4 101H5V100H4ZM10 101H9V102H10ZM16 101H17V100H16ZM37 101H38V99H37ZM52 101H51V102H52ZM141 101H142V100H141ZM200 101H201V100H200ZM216 101H217V100H216ZM230 101H231V100H229V102H230ZM242 101H243V100H242ZM258 101H259V100H258ZM2 102H3V101H2ZM5 102H6V101H5ZM9 102H8V105H9ZM14 102H15V101H14ZM18 102H20V101L18 100ZM21 102H22V101H21ZM27 102H29V101L27 100ZM49 102H50V101H49ZM192 102H191V105H193ZM219 102H220V100H219ZM236 102H235V103H236ZM250 102H251V101H250ZM22 103H23V105H24V102H22ZM22 103H21V104H22ZM34 103H36V102H34ZM34 103H33V104H34ZM91 103H94V102L91 101ZM118 103H119V102H118ZM189 103H190V102H189ZM231 103H232V102H230L229 104L232 105ZM261 103H262V102H261ZM4 104H5V103H4ZM12 104H13V103H12ZM15 104L17 105V102H16ZM33 104H32L31 106H33ZM37 104H38V103H37ZM46 104H47V103H46ZM50 104H51V103H50ZM142 104H143V103H142ZM194 104H195V103H194ZM198 104H199V102H198ZM198 104H197V105H198ZM239 104H240V102H239ZM257 104H258V102H257ZM259 104H260V103H259ZM259 104H258V106H259ZM18 105H19V104H18ZM18 105H17V106H18ZM28 105H29V104H28ZM38 105H39V104H38ZM40 105H41V104H40ZM48 105H49V104H48ZM92 105H93V104H92ZM120 105H121V104H120ZM200 105H201V104H200ZM205 105H206V102H205ZM205 105H203V106L205 107ZM244 105H245V104H244ZM244 105H243V106H244ZM250 105H251V104H250ZM260 105H261V104H260ZM3 106H4V105H3ZM14 106H15V105H13L12 109H14ZM19 106L22 107L21 105H19ZM50 106H51V105H50ZM113 106H117V105L114 104ZM195 106H196V104H195ZM236 106H237V105H236ZM262 106H263V105H262ZM5 107H6V106H5ZM33 107H34V106H33ZM45 107H46V106H45ZM67 107H68V106H67ZM124 107H125V106H124ZM191 107H192V106H191ZM196 107H197V106H196ZM196 107H195V108H196ZM234 107H235V106H232L231 109H233ZM247 107H248V106H247ZM1 108H2V107H1ZM7 108H8V106H7L5 109L7 110ZM10 108H11V104H10ZM46 108H47V107H46ZM49 108H50V107H49ZM193 108H194V107H193ZM193 108H192V109H193ZM236 108H237V107H235V109H236ZM238 108H240V107H238ZM238 108H237V110H239ZM260 108H261V106H259V109H260ZM5 109H4V111H5ZM18 109H19V108H18ZM18 109H16V107H15L14 111H17ZM28 109H29V108H28ZM95 109H96V108H95ZM95 109H93V110H95ZM202 109H203V108H202ZM235 109H234V110H235ZM240 109H241V108H240ZM243 109H244V108H243ZM246 109H247L248 111H251V110L253 111V110L256 109V105H255V108L252 106V109H251V110H249L248 108H246ZM246 109H244V110H246ZM10 110H11V109H10ZM25 110H26V109H25ZM25 110H24V111H25ZM35 110H36V109H35ZM41 110H42V109H41ZM44 110L47 111L46 109H44ZM49 110H50V109H48V111H49ZM90 110H91V109H90ZM96 110H98V109H96ZM194 110H195V109H194ZM229 110H230V109H229ZM244 110H243V111H244ZM247 110H246V111H247ZM257 110H258V109H257ZM261 110H262V109H261ZM0 111L3 112V109L0 110ZM8 111H9V109H8ZM31 111H32V110H31ZM50 111H51V110H50ZM188 111H190V110H188ZM203 111L205 112V110H203ZM224 111H225V110H224ZM231 111H233V110H231ZM240 111H241V110H240ZM248 111H247V112H248ZM263 111H264V109H263ZM263 111H262V112H263ZM1 112H0V113H1ZM42 112H43V111H42ZM55 112H56V111H55ZM225 112H226V111H225ZM238 112H239V111H238ZM253 112H254V111H253ZM11 113H12V112H11ZM17 113H20L19 110H18ZM17 113H16V115H17ZM25 113H26V111H25ZM39 113H40V112H39ZM45 113H46V112H45ZM45 113H44V114H45ZM49 113H50V112H49ZM49 113H48V114H49ZM53 113H54V111H53ZM53 113H50V114H53ZM60 113H61V112H60ZM69 113H70V112H69ZM110 113H111V112H110ZM189 113H191V112H189ZM189 113H188V114H189ZM192 113H193V111H192ZM227 113H228V112H227ZM239 113H240V112H239ZM255 113H257V111H256ZM259 113H260V112H259ZM1 114H2V113H1ZM21 114H22V113H20V115H21ZM40 114H41V113H40ZM42 114H43V113H42ZM48 114H47V115H48ZM213 114H214V113H213ZM233 114H234V113H233ZM250 114H251V112H250ZM252 114L254 115V113H252ZM261 114H262V113H261ZM261 114H259V115L261 116ZM26 115H27V114H26ZM26 115H24V116H26ZM64 115H65V117H66V116H69V114H68V115L64 114ZM235 115H237V114H235ZM241 115L243 116V114H241ZM241 115H240V116H241ZM10 116H11V115H10ZM17 116L19 117V115H17ZM17 116H16V117H17ZM21 116H22V115H21ZM30 116H31V115H30ZM30 116L28 115V119H30ZM33 116H34V115H33ZM40 116H41V115H40ZM40 116H39V122H41V120H40ZM45 116H46V115H45ZM45 116H44V117H45ZM52 116H53V115H52ZM62 116H63V114H62ZM62 116H61V117H62ZM95 116H96V115H95ZM95 116H94V117H95ZM186 116H187V115H186ZM186 116H185V117H186ZM223 116H224V115H223ZM242 116H241V117H242ZM245 116H246V115H245ZM251 116H252V115H251ZM262 116H264V115H262ZM262 116H261V117H262ZM47 117H48V116H46L45 118H47ZM49 117H50V116H49ZM49 117H48V118H49ZM92 117H93V116H92ZM109 117H110V116H109ZM234 117H237V116H234ZM241 117H237V121H239L238 118L241 119ZM243 117H244V116H243ZM247 117H248V115H247ZM63 118H64V116H63ZM70 118L72 119V117H70ZM74 118H75V117H74ZM196 118H197V117H196ZM199 118H200V117H199ZM244 118H245V117H244ZM248 118H249V117H248ZM4 119H5V118H4ZM14 119H15V118H14ZM22 119H24V118H22ZM26 119H27V118H26ZM28 119H27V121H28ZM37 119H38V118H37ZM49 119H51V118H49ZM182 119H183V118H181V120H182ZM197 119H198V118H197ZM256 119H257V118H256ZM43 120H45V119H43ZM46 120H47V119H46ZM59 120H60V119H59ZM105 120H108V119H105ZM109 120H110V119H109ZM216 120H217V119H216ZM241 120H242V119H241ZM29 121H31V120H29ZM29 121H28V123L30 124ZM52 121H53V120H52ZM73 121H74V124H75V123H76V122H75L76 120L73 119ZM15 122L17 123L16 119H15ZM20 122H21V121H20ZM24 122H25V121H23V123H24ZM31 122H32V121H31ZM39 122H38L37 124H39ZM48 122H49V125H50V122H51V121H48ZM55 122H56V121H54V123H55ZM70 122L72 123V121H70ZM70 122H69V123H70ZM223 122H224V121H223ZM243 122H244V120H243ZM21 123H22V122H21ZM21 123H20V124H21ZM26 123H27V122H26ZM32 123H33V122H32ZM35 123H36V120H35ZM35 123L32 124V125H35ZM41 123H42V122H41ZM51 123H52V122H51ZM62 123H63V121H62ZM65 123H68V122H64V124H65ZM77 123H78V121H77ZM87 123H88V122H87ZM106 123H109V122H106ZM169 123H171V122L169 121ZM177 123H178V121H176L174 124H177ZM238 123H239V122H238ZM240 123H241V122H240ZM261 123H262V122H261ZM37 124H36V125H37ZM56 124H58V123H56ZM72 124H73V123H72ZM72 124H71V125H72ZM91 124H92V122H91ZM103 124H104V123H103ZM228 124H229V123H228ZM17 125H18V124H16V127H17ZM32 125H31V126H32ZM41 125H44V124H41ZM46 125H48L47 122H46ZM59 125H60V124H59ZM96 125H97V124H96ZM177 125H178V124H177ZM195 125H196V124H195ZM248 125H249V123H248ZM254 125H255V122H254ZM259 125H260V123H259ZM28 126H29V125H28ZM44 126H45V125H44ZM44 126H43V128H44ZM57 126H58V125H57ZM60 126H61V125H60ZM67 126H68V125H67ZM81 126H82V125H81ZM83 126H84V125H83ZM98 126H99V125H98ZM164 126H165V125H164ZM168 126H169V125H168ZM250 126H251V125H250ZM262 126H263V124H262ZM262 126H259L258 128H260V127H262ZM9 127H10V126H9ZM9 127H8V128H9ZM23 127H26V125H23ZM34 127H35V126H34ZM39 127H41V126H39ZM39 127L36 128V129L39 130ZM46 127H47V126H46ZM53 127H54V126H53ZM53 127H52V128H53ZM78 127H79V126H78ZM89 127H91V126H90V123H89L88 127H86V128H89ZM107 127H108V126H107ZM177 127H178V126H177ZM243 127H244V126H243ZM246 127H247V126H246ZM18 128H19V127H18ZM18 128L15 129V130H18ZM28 128H29V127H28ZM62 128H63V127H62ZM70 128H71V127H69V129H70ZM84 128H85V127H84ZM103 128H104V127H103ZM240 128H241V126H240ZM258 128H257V129H258ZM30 129H31V128H30ZM34 129H35V128H34ZM41 129H42V128H41ZM41 129H40V130H41ZM44 129H45V128H44ZM44 129H42V130L45 131ZM65 129H66V128H65ZM69 129H68V130H69ZM90 129H91V128H90ZM108 129H110V127H109ZM111 129H112V128H111ZM175 129H176V128H175ZM243 129H245V128H243ZM243 129L241 128V130H243ZM260 129H261V128H260ZM260 129H259V130H260ZM263 129H264V128H263ZM6 130H7V129H6ZM9 130H10V128H9ZM24 130H27V129L24 128ZM38 130H36L37 132H35V130H32V131H34V133H36V134H41V133L43 134L42 130H41V132H39V133H38ZM50 130H51V128H50L49 130H48V128H47V132L50 131ZM53 130H54V129H53ZM58 130H59V129H58ZM66 130H67V129H66ZM78 130H79V129H78ZM78 130H77V132H78ZM82 130H83V129H82ZM106 130H107V129H106ZM169 130L171 131V129H169ZM255 130H256V129H255ZM255 130H253V131H255ZM259 130H258V131H259ZM18 131H19V130H18ZM29 131H30V130H29ZM55 131H56V130H55ZM79 131H80V130H79ZM103 131H105V130H103ZM103 131H102V132H103ZM229 131H230V130H229ZM250 131H251V130H250ZM20 132L22 133L21 130H20ZM52 132L54 133V131H52ZM52 132L50 131V133H52ZM56 132H57V131H56ZM61 132H62V131H61ZM81 132H83V131H81ZM81 132H80V134H81ZM107 132H109V130H107ZM110 132H111V130H110ZM251 132H252V131H251ZM251 132H250V133H251ZM262 132H263V131H262ZM26 133H28V131H26ZM26 133H25V136H26V137H29L30 134L26 135ZM30 133H31V132H30ZM44 133H45V132H44ZM62 133H63V132H62ZM83 133H84V132H83ZM153 133H154V132H153ZM153 133H152V135H153ZM250 133H246V134H250ZM13 134H14V133H13ZM22 134H23V133H22ZM80 134H79V136H80ZM100 134H101V133H100ZM104 134H105V133H104ZM261 134H263V133H261ZM3 135H4V134H3ZM14 135H16V134H14ZM31 135H32V134H31ZM48 135H50V134H48ZM48 135H47V136H48ZM84 135H85V134H84ZM84 135H82V136H84ZM105 135H106V137H107V134H105ZM240 135H241V134L239 133V136H240ZM242 135H243V134H242ZM9 136H10V135H9ZM22 136H23V135H22ZM32 136H34V134H33ZM41 136H42V135H41ZM41 136H40V137H41ZM47 136H46V137H47ZM54 136H55V135H54ZM56 136H57V135H56ZM82 136H81V137H82ZM243 136H244V135H243ZM263 136H264V134H263ZM10 137H11V136H10ZM15 137H16V136H15ZM36 137H37V135H36ZM40 137H39V138H40ZM62 137H63V135H62ZM62 137H61V138H62ZM93 137H94V136H93ZM93 137H91V138H93ZM97 137H100V136H97ZM97 137H96V138H97ZM104 137H105V136H104ZM104 137H103V135H102V138H104ZM16 138H17V137H16ZM23 138H25V137H23ZM29 138H30V137H29ZM29 138H28V139H29ZM31 138H33V137H31ZM34 138H35V136H34ZM37 138H38V137H37ZM42 138H43V137H42ZM83 138H84V137H83ZM109 138H110V137H109ZM109 138H107V139H109ZM133 138L136 139V138H138V137H133ZM232 138H233V137H232ZM235 138H236V137H235ZM263 138H264V137H262L261 140H263ZM25 139H26V138H25ZM25 139H24V140H25ZM135 139H133V141H135ZM209 139H210V138H209ZM11 140H12V139H11ZM17 140H18V139H17ZM17 140H16V141H17ZM19 140H20V139H19ZM41 140H42V139H41ZM48 140H50V139H48ZM48 140H47V141H48ZM62 140H63V139H62ZM101 140H102V139H101ZM131 140H132V139H131ZM136 140H137V139H136ZM250 140H252V139H250ZM29 141H30V140H29ZM32 141H33V139H32ZM32 141H30V142H32ZM44 141H45V140H44ZM68 141H70V140H68ZM93 141H94V140H93ZM103 141H104V140H103ZM109 141H110V140H109ZM109 141H108V143H109ZM6 142H7V141H6ZM19 142H20V141H19ZM27 142H28V141H27ZM36 142H37V141H36ZM94 142H95V141H94ZM101 142H102V141H101ZM139 142H140V141H139ZM15 143H16V142H15ZM23 143H24V142H23ZM43 143H44V142H43ZM90 143H91V142H90ZM92 143H93V142H92ZM92 143H91V144H92ZM95 143H96V142H95ZM135 143H136V141H135ZM224 143H225V142H224ZM230 143H231V142H230ZM25 144H27V143H25ZM29 144H30V143H28V146H29ZM32 144H33V142L31 143V146H32ZM91 144H90V145H91ZM106 144H107V141H106ZM110 144H111V142H110ZM261 144H262V141H261ZM7 145H8V144H7ZM14 145H15V144H14ZM16 145H17V144H16ZM19 145H20V144H19ZM46 145H47V144H46ZM96 145H97V143H96ZM99 145H100V147L103 146V145L101 146V144H99ZM113 145H114V144H113ZM136 145H137V144H136ZM222 145H223V144H222ZM2 146H3V145H1V147H2ZM8 146H9V145H8ZM63 146H64V145H62V147H63ZM65 146H66V145H65ZM86 146H87V144H86ZM88 146H89V145H88ZM116 146H117V145H116ZM200 146H201V145H200ZM6 147H7V146H6ZM11 147H12V143H11ZM36 147H37V146H36ZM62 147H61V150H60V147H59V150H60V151H62ZM84 147H85V145H84ZM100 147H99V148H100ZM106 147H107V146H106ZM225 147H226V145H225ZM28 148H29V147H28ZM28 148H27V149H28ZM63 148H65V150L68 149V148L66 149V147H63ZM74 148H75V147H74ZM93 148H94V147H93ZM181 148H182V147H181ZM12 149H14V148H12ZM15 149H17V148H15ZM20 149H21V148H20ZM69 149H70L69 151H72V153H73V152H74V154L77 153V152H75V151H76V148L74 149L75 151L72 150L73 147H72V149H71V148H69ZM90 149H91V148H90ZM90 149L88 148L89 151H90ZM96 149H98V147H96L94 150H96ZM113 149H114V148H113ZM119 149H120V148H119ZM216 149H217V148H216ZM1 150H2V149H1ZM9 150H10V149H9ZM9 150H8V151H9ZM17 150H19V148H18ZM32 150H33V149H32ZM38 150H39V148H38ZM38 150H37V151H38ZM47 150H48V149H47ZM99 150H101V149H99ZM212 150H213V149H212ZM11 151H12V150H11ZM21 151H22V150H21ZM33 151H34V150H33ZM86 151H87V150H86ZM91 151H92V150H91ZM108 151H109V150H108ZM114 151H115V150H114ZM2 152H4V150H2ZM5 152H7V151H5ZM14 152H15V150H14ZM18 152H19V151H18ZM30 152H31V151H30ZM38 152H39V151H38ZM38 152H37V153H38ZM57 152H59V151H57ZM63 152H64V151H63ZM66 152H68V150H67ZM92 152H93V151H92ZM101 152H102V151H101ZM117 152L121 153L120 150H118ZM117 152H116V154H118ZM169 152H170V151H169ZM0 153H1V151H0ZM10 153H11V152H10ZM25 153H26V152H25ZM25 153H24V154H25ZM32 153H33V152H32ZM49 153L51 154L52 152H49ZM49 153H47V154H49ZM69 153H70V152H69ZM80 153H81V152H80ZM80 153H79V154H80ZM83 153L86 155L85 151L83 152V150H82V154H81V155H83ZM103 153H104V152H103ZM109 153H110V151H109ZM247 153H248V152H247ZM6 154H7V153H5V155L3 154L4 157L6 156ZM16 154H17V152H16ZM38 154H40V152H39ZM47 154H46V156H47ZM58 154H60V152H59ZM58 154H57V155H58ZM104 154H105V153H104ZM107 154H108V153H107ZM194 154H195V153H194ZM8 155H9V153H8ZM10 155H11V154H10ZM10 155H9V156H10ZM17 155H18V154H17ZM22 155H23V154H22ZM33 155H36V153L33 154ZM33 155H32V156H33ZM54 155H55V154H53V156H54ZM57 155H55V156H57ZM62 155H63V154H62ZM62 155H60V156H62ZM70 155H71V154H70ZM75 155H76V156H74V157H78L77 154H75ZM114 155H115V152H114ZM114 155H113V156H114ZM118 155H119V154H118ZM123 155L125 156L124 153H123ZM145 155H146V154H145ZM201 155H202V154H201ZM23 156H24V155H23ZM28 156H29V155H28ZM40 156H41V154H40ZM51 156H52V155H51ZM51 156H50V157H51ZM60 156H59V157H60ZM87 156H88V155H87ZM99 156H100V155H99ZM102 156H103V155H102ZM109 156H110V154H109ZM109 156H108L107 158H109ZM115 156H117V155H115ZM115 156H114V157H115ZM121 156H122V155H121ZM121 156H120V157H121ZM1 157L3 158L2 154H1ZM1 157H0V158H1ZM14 157H15V156H14ZM19 157H22V156H19ZM35 157H36V156H35ZM37 157H38V155H37ZM41 157H42V156H41ZM43 157H44V156H43ZM80 157H81V156H80ZM104 157H105V156H104ZM122 157H123V156H122ZM122 157H121V159H122ZM241 157H242V156H241ZM6 158H7V156H6ZM17 158H18V157H17ZM17 158H15V159H17ZM22 158H23V157H22ZM22 158H21V159H22ZM25 158H26V157H25ZM44 158H45V157H44ZM57 158H58V157H57ZM63 158H64V157H63ZM107 158H106V159H107ZM115 158H116V157H115ZM124 158H125V157H124ZM245 158H246V156H245ZM247 158H248V157H247ZM11 159H12V158H11ZM45 159H46V158H45ZM48 159H50V158H48ZM53 159H55V158L53 157ZM53 159H52V160H53ZM58 159H59V158H58ZM68 159H69V158H68ZM83 159H84V156H83ZM116 159H117V158H116ZM255 159H257V158H255ZM26 160H27V159H26ZM32 160H33V158H32ZM32 160H31V161H32ZM42 160H44V159H42ZM52 160H51V161H52ZM79 160H80V159H79ZM124 160H125V159H124ZM3 161H4V159H3ZM3 161H1V162H3ZM16 161H17V160H16ZM36 161H37L38 163L40 162V161H38V160H36ZM103 161H104V160H103ZM223 161H224V160H223ZM11 162H12V161H10V163H11ZM26 162H27V161H26ZM29 162H30V161H29ZM33 162H34V160H33ZM46 162H48V160H47ZM46 162H45V164H46ZM53 162L55 163V161H53ZM79 162H80V161H79ZM83 162H84V160H83ZM123 162H124V161H123ZM141 162H142V160H141ZM13 163H14V162H13ZM13 163H12V164H13ZM16 163H17V162H16ZM34 163H35V162H34ZM38 163H35V164H38ZM42 163H43V162H42ZM69 163H70V162H69ZM81 163H82V162H81ZM90 163H91V162H90ZM121 163H122V162H121ZM138 163H139V162H138ZM12 164H11V166H12ZM20 164H22V163H20ZM20 164H18V165H20ZM31 164H32V163H31ZM43 164H44V163H43ZM88 164H89V163H88ZM104 164H105V162H104ZM220 164H221V163H220ZM225 164H226V162H225ZM8 165H10V164L8 163ZM18 165H17V168H18ZM23 165H24V164H23ZM81 165H83V164H81ZM119 165H120V164H118V166H119ZM76 166H77V165H76ZM91 166L93 167V165H91ZM102 166H104V165L102 164ZM261 166H262V168L264 169V167H263L264 165L261 164ZM6 167H7V165H6ZM6 167H5V168H6ZM15 167H16V166H15ZM29 167H30V166H29ZM87 167H88V166H87ZM87 167H86V168H87ZM106 167H107V166H106ZM114 167H115V166H114ZM114 167H112V168H114ZM120 167H121V166H120ZM129 167H130V166H129ZM251 167H252V166H251ZM3 168H4V167H3ZM9 168H10V167H8V169H9ZM24 168H25V167H24ZM44 168H45V167H44ZM77 168H78V166H77ZM125 168H126V167H125ZM125 168H124V169H125ZM6 169H7V168H6ZM6 169H5L4 171H6ZM11 169H14V168H11ZM22 169H23V168H22ZM39 169H40V168H39ZM78 169H79V168H78ZM101 169H102V167H101ZM108 169H109V168H108ZM108 169H106V171H107ZM124 169H123V170H124ZM210 169H211V168H210ZM1 170H2V169H1ZM15 170H16V168H15ZM55 170H56V169H55ZM75 170H76V169H75ZM81 170H82V169H81ZM93 170H94V169H93ZM112 170H113V169H112ZM126 170H127V169H126ZM211 170H212V169H211ZM250 170H251V169H250ZM2 171H3V170H2ZM4 171H3V172H4ZM8 171H9V170H8ZM19 171H20V169H19ZM31 171H33V170H31ZM38 171H39V170H38ZM69 171H70V170H69ZM69 171H68V172H69ZM86 171H87V170H86ZM89 171H90V170H89ZM94 171H95V170H94ZM99 171H101V170H98V172H99ZM226 171H227V170H226ZM244 171H245V170H244ZM79 172H80V171H79ZM98 172H96V173H98ZM120 172H121V171H120ZM127 172H128V170H127ZM0 173H1V172H0ZM6 173H7V171H6ZM10 173H11V172H10ZM14 173H15V172H14ZM22 173H23V172H22ZM54 173H55V172H54ZM70 173H71V172H70ZM87 173H88V171H87ZM99 173H100V172H99ZM99 173H98V174H99ZM118 173H119V172H118ZM194 173H195V172H194ZM262 173H263V172H262ZM16 174H17V173H16ZM66 174H67V173H66ZM74 174H75V173H74ZM83 174H84V172H83ZM89 174H90V173H88V175H89ZM94 174H95V172H94ZM199 174H200V173H199ZM6 175H7V174H6ZM9 175H10V174H9ZM9 175H8V176H9ZM55 175H56V174H55ZM58 175H59V174H58ZM80 175H81V174H80ZM111 175H112V173H111ZM123 175H124V174H123ZM261 175H263V174H261ZM8 176H5V177H8ZM71 176H72V175H71ZM75 176H76V175H75ZM75 176H74V177H75ZM98 176H100V175H98ZM113 176H115V175L113 174ZM113 176H112V177H113ZM128 176H129V175H128ZM202 176H203V174H202ZM263 176H264V175H263ZM21 177H22V179H23V175H21V176L19 177V178H20V181L22 180ZM56 177H58V176H56ZM67 177H68V176H67ZM77 177H78V176H77ZM83 177H84V176H83ZM89 177H90V176H89ZM100 177H101V176H100ZM100 177H99V178H100ZM125 177H126V176H124L123 178H125ZM16 178H17V177H16ZM65 178H66V177H65ZM80 178H81V177H80ZM91 178H92L93 181H96V180L93 179V176H92ZM105 178H106V177H105ZM105 178H104V179H105ZM114 178H115V177H114ZM128 178H129V177H128ZM8 179H9V178H8ZM56 179H57V178H56ZM72 179H73V178H72ZM87 179H88V178H87ZM95 179H98V178L96 177ZM5 180H6V178H5ZM36 180H37V179H36ZM82 180H83V178H82ZM102 180H103V179H102ZM102 180H101V181H102ZM111 180H112V179H111ZM111 180H110V181H111ZM230 180H231V179H230ZM3 181H4V180H3ZM13 181H14V179H13ZM61 181H62V180H61ZM66 181H67V180H66ZM72 181H74V179L71 180V182H72ZM77 181H79V180H77ZM84 181H85V180H84ZM98 181H99V180H98ZM98 181H96V182H98ZM119 181H120V180H119ZM119 181H118V182H119ZM4 182H5V181H4ZM68 182H69V181H68ZM89 182H90V181H89ZM91 182H92V181H91ZM111 182H112V181H111ZM111 182H110V184H109V189H110V187H111V189H112L113 187H114L113 189H115V186H110V185H111ZM113 182H114V181H113ZM118 182H117V183H118ZM120 182H121V181H120ZM11 183H13V182L11 181ZM14 183H15V182H14ZM16 183H18V181H17ZM92 183H93V182H92ZM98 183H100V181H99ZM102 183H103V182H102ZM102 183H100V184H102ZM105 183H109V182L106 181ZM114 183H115V182H114ZM114 183H113V185L116 184V183H115V184H114ZM4 184H5V183H4ZM7 184H8V183H7ZM19 184H20V183H19ZM19 184H18V185H19ZM47 184H48V183H47ZM64 184H65V183H64ZM78 184H79V183H78ZM81 184H86V183H84V182L81 183V182H80V186H81ZM87 184H88V183H87ZM96 184H97V183H96ZM119 184H120V183H119ZM121 184H122V183H121ZM0 185H1V184H0ZM10 185H12V184H10ZM10 185H9V186H10ZM16 185H17V184H16ZM18 185H17V186H18ZM66 185H67V184H66ZM69 185L71 186V184H68V186H69ZM72 185H73V183H72ZM75 185H76V183H75ZM9 186H8V187H9ZM14 186H15V185H14ZM14 186H13V187H14ZM60 186H61V185H60ZM76 186H77V185H76ZM78 186H79V185H78ZM83 186H84V185H83ZM83 186L81 187V188H82V191H83V189H84V187H85V186H84V187H83ZM117 186H118V185H117ZM120 186H121V185H120ZM11 187H12V186H11ZM11 187H9V188H11ZM18 187H19V186H18ZM31 187H32V186H31ZM46 187H47V186H46ZM63 187H64V185H63ZM65 187H67V186H65ZM86 187L89 188V186H86ZM86 187H85V188H86ZM100 187H101V186H100ZM100 187H99V188H100ZM102 187H103V186H102ZM105 187H107V186L105 185ZM105 187H103V189H105ZM76 188H77V187H76ZM93 188H94V191H95V187H93ZM116 188H117V187H116ZM118 188H120V187H118ZM243 188H244V187H243ZM246 188H247V187H246ZM0 189H1V187H0ZM7 189H8V188H7ZM13 189L16 191L15 188H13ZM96 189H97V188H96ZM101 189H102V188H101ZM103 189H102V190H103ZM106 189H108V188H106ZM143 189H144V188H143ZM170 189H171V187H170ZM172 189H173V188H172ZM250 189H252V187H251ZM28 190H29V189H28ZM84 190H86V189H84ZM97 190H98V189H97ZM242 190H244V189H242ZM254 190H255V189H254ZM10 191H11V189H10ZM18 191H19V190H18ZM73 191H76V190H73ZM77 191H80V189L77 190ZM77 191H76V192H77ZM91 191H92V192H90V191H89V192H90V193H93V192H94L93 189H91ZM109 191H111V190H109ZM250 191H251V190H250ZM0 192H1V191H0ZM11 192H12V191H11ZM11 192H10V193H11ZM16 192H17V191H16ZM44 192H45V191H44ZM53 192H54V191H53ZM68 192H69V191H68ZM68 192H67V193H68ZM89 192H87V193H89ZM98 192H99V191H98ZM98 192H96V195H97ZM106 192H108V191H106ZM241 192H242V191H241ZM246 192H249V191L247 190ZM10 193H9V194H10ZM18 193H19V192H18ZM83 193H84V192H83ZM101 193H102V192H101ZM112 193H113V191H112ZM112 193H111L110 196H112ZM169 193H170V192H169ZM238 193H239V191H238ZM33 194H34V193H33ZM40 194H41V193H40ZM65 194H66V193H65ZM99 194H100V193H99ZM108 194H109V193H108ZM175 194H176V193H175ZM226 194H227V193H226ZM236 194H237V193H236ZM236 194H235V195H236ZM244 194H245V193H244ZM244 194H242V195H244ZM252 194H253V193H252ZM3 195H4V194H3ZM19 195H20V193H19ZM43 195H44V194H43ZM46 195H47V193H46ZM55 195H56V193H55ZM62 195H63V194H62ZM67 195H68V194H67ZM69 195H70V194H69ZM80 195H81V194H80ZM85 195H86V194H85ZM96 195H95V196H96ZM233 195H234V194H233ZM253 195H255V194H253ZM12 196H13V194H12ZM21 196H22V195H21ZM44 196H45V195H44ZM87 196H89V195H86V198H87ZM91 196H93V195L91 194ZM231 196H232V194H231ZM57 197H58V196H57ZM63 197H65V196H63ZM72 197H73V196H72ZM72 197H71V200L74 201L75 199L72 198ZM83 197H84V196H83ZM89 197H90V196H89ZM234 197H235V196H234ZM248 197H249V196H248ZM259 197H260V196H259ZM3 198H4V197H3ZM79 198H80V197H79ZM79 198H77L78 201H79ZM91 198H92V197H91ZM97 198H98V197H97ZM128 198H129V196H128ZM141 198H142V197H141ZM231 198H232V197H230V199H231ZM255 198H256V197H255ZM13 199H14V198H13ZM34 199H35V198H34ZM39 199H40V198H39ZM41 199H42V198H41ZM65 199H66V198H65ZM69 199H70V196H69ZM73 199H74V200H73ZM81 199H82V197H81ZM92 199H93V198H92ZM108 199H109V198H108ZM145 199H146V198H145ZM155 199H156V198H155ZM256 199H257V198H256ZM63 200H64V199H63ZM83 200H84V198H83ZM88 200H89V199H88ZM102 200H103V199H102ZM247 200H248V199H247ZM1 201H2V200H1ZM65 201H66V200H64V202H65ZM67 201H68V200H67ZM85 201H86V199H85ZM90 201H91V200H89L87 203L90 204ZM92 201H93V200H92ZM96 201H97V200H96ZM104 201H106V200H103V202H104ZM206 201H207V200H206ZM259 201H260V199H259ZM4 202H8V201H4ZM9 202H10V201H9ZM9 202H8V203H9ZM11 202H13V201H11ZM44 202H45V201H44ZM58 202H59V204H61L60 201H58ZM74 202H75V201H74ZM74 202H73V203H74ZM82 202H83V201H82ZM82 202H81V203H82ZM94 202H95V201H94ZM15 203H17V201H16ZM18 203H19V201H18ZM34 203H35V202H34ZM52 203H53V202H52ZM71 203H72V202H71ZM92 203H93V202H92ZM96 203H97V202H96ZM100 203H101V202H100ZM104 203H105V202H104ZM136 203H137V202H136ZM149 203H150V202H149ZM166 203H167V202H166ZM263 203H264V202H263ZM68 204H70L69 201H68ZM76 204H77V203H76ZM83 204H84V206L86 207L85 202H84ZM89 204H87V205H89ZM93 204H94V203H93ZM93 204H92V205H93ZM121 204H122V203H121ZM224 204H225V203H224ZM250 204H251V203H250ZM10 205H11V204H10ZM55 205H56V203H55ZM72 205H73V204H72ZM74 205H75V204H74ZM80 205H82V204H80ZM90 205H91V204H90ZM90 205H89V206H90ZM97 205H98V204H97ZM133 205H135V203H133ZM144 205H145V204H144ZM204 205H205V204H204ZM242 205H243V204H242ZM0 206H1V205H0ZM3 206H4V205H3ZM45 206H46V204H45ZM52 206H53V205H52ZM89 206H88V207H89ZM94 206H95V205H94ZM106 206H107V205H106ZM136 206H138V204H136ZM136 206H134V208H135ZM155 206H156V205H155ZM155 206H154V207H155ZM5 207H6V206H5ZM5 207H4V208H5ZM7 207H9V206H7ZM14 207H15V206H14ZM16 207H17V206H16ZM16 207H15V208H16ZM20 207H21V206H20ZM29 207H30V206H29ZM41 207H42V205H41ZM48 207H49V206H48ZM56 207H57V206H56ZM59 207H60V206H59ZM59 207H58V208H59ZM65 207H66V206H65ZM70 207H71V206H70ZM82 207H83V206H82ZM85 207H83V208H85ZM88 207H86V208H88ZM91 207H92V206H91ZM164 207H165V206H164ZM182 207H183V206H182ZM242 207H243V206H242ZM9 208H10V207H9ZM37 208H38V207H37ZM37 208H35V209L37 210ZM43 208H44V206H43ZM45 208H46V207H45ZM66 208H67V207H66ZM100 208H101V207H100ZM136 208L139 209V207H136ZM165 208H166V207H165ZM165 208H164V210H165ZM179 208H180V207H179ZM183 208H184V207H183ZM188 208H189V207H188ZM199 208L202 209L201 206H200ZM208 208H209V207H208ZM260 208H261V207H260ZM260 208H259V209H260ZM51 209H52V208H51ZM56 209H57V208H56ZM56 209H55V210H56ZM59 209H60V208H59ZM73 209H74V208H73ZM78 209H81L79 205H78ZM130 209H131V208H130ZM204 209H205V207H204ZM263 209H264V208H263ZM3 210H4V209H3ZM15 210H17V209H15ZM25 210H26V209H25ZM38 210H39V209H38ZM40 210H42V209L40 208ZM43 210H44V209H43ZM53 210H54V209H53ZM57 210H58V209H57ZM61 210H62V209H60V213L63 212V211L61 212ZM88 210H89V209H88ZM202 210H203V209H202ZM202 210H201V211H202ZM256 210H258V209H256ZM19 211H20V210H19ZM26 211H27V210H26ZM49 211H50V210H49ZM95 211H96V210H95ZM125 211H127V210H125ZM132 211H133V210H132ZM132 211L130 212V214H128L129 216L131 215ZM136 211H137V213H136L135 211H134V213H136L137 216H138V212H139V211H138V210H136ZM181 211H182V210H181ZM181 211H180V212H181ZM196 211H197V210H196ZM210 211L212 212V210L210 209V210L208 211L209 214L211 215L212 213H210ZM233 211H234V210H233ZM261 211H263V210H261ZM261 211H260V212H261ZM39 212H40V211H39ZM39 212H38V213H39ZM45 212H46V215H47V214H48V213H47L48 211H45ZM58 212H59V211H58ZM65 212L67 213V211H65ZM65 212H64V213H65ZM69 212H71V210H70ZM72 212H74V211H72ZM128 212H129V211H128ZM202 212H203V214L207 213V209H206V211L204 210V211H202ZM204 212H205V213H204ZM250 212H251V211H249V214H250ZM254 212H255V210H254ZM256 212H257V211H256ZM34 213H36V212L34 211ZM34 213H33L32 215H34ZM38 213L36 214V216H37V218L40 219V216L38 217ZM40 213H41V212H40ZM42 213L45 214L43 211H42ZM42 213H41V214H42ZM76 213H77V212H75L74 214H76ZM95 213H96V212H95ZM105 213H107V212H105ZM139 213H140V214L143 213V216L145 215V214H144V211H143V212L140 211ZM176 213H177V212H176ZM182 213H183V212H182ZM191 213L194 215L193 212H191ZM196 213H197L196 215H198V212H196ZM199 213H201V212H199ZM213 213H214V210H213ZM10 214H11V213H10ZM15 214H18V213H15ZM41 214H39V215H41ZM43 214H42V216L44 217ZM50 214H51V213H50ZM52 214H53V213H52ZM54 214H56V213H54ZM67 214H68V213H67ZM72 214H73V213H72ZM98 214H99V211L97 212V216H98ZM103 214H104V212L102 213V216H105V214H104V215H103ZM136 214H135V215H136ZM209 214H208L207 216L204 215V217L206 216V218H207V217L209 216ZM12 215H13V214H12ZM29 215H31V213H30ZM56 215H58V214H56ZM65 215H66V214H65ZM110 215H111V214H110ZM132 215H134V214H132ZM162 215H163V214H162ZM164 215H165V214H164ZM201 215H202V213L200 214V216H201ZM217 215H218V214H217ZM26 216H27V215H26ZM34 216H35V215H34ZM36 216H35V217H36ZM58 216H59V215H58ZM61 216H63V214H62ZM61 216H59V217H61ZM69 216H70V215H69ZM76 216H77V214H76ZM93 216L96 217V215H93ZM143 216H142V218H143ZM172 216H173V215H172ZM176 216H177V214H176ZM183 216H185L184 213H183L182 217H183ZM187 216H188V214H187ZM187 216H185V218H186ZM194 216H195V215H194ZM202 216H203V215H202ZM215 216H216V214H215ZM215 216H212V215H211L210 217H215ZM242 216H243V215H242ZM13 217H14V216H13ZM29 217H30V216H29ZM50 217H51V216H50ZM55 217H56V216H55ZM55 217L53 216V218H55ZM63 217H64V216H63ZM63 217H62V218H63ZM67 217H68V216H67ZM105 217L107 218V216H105ZM108 217H109V214H108ZM138 217H140V216H138ZM138 217H134L135 220H134L133 217H132V219H133L134 221H136V219H138V221H136V222H140V220H139ZM144 217H145V216H144ZM204 217H202V218L204 219ZM210 217H209V218H210ZM216 217H217V216H216ZM252 217L254 218V215H253ZM4 218H5V217H4ZM24 218H25V217H24ZM30 218H31V217H30ZM53 218H52V219H53ZM65 218H66V217H65ZM70 218L74 220V217H73V218L70 217ZM79 218H82V217L80 216ZM90 218H91V217H90ZM103 218H104V217H102L101 219H103ZM146 218H147V217H146ZM162 218H164V217L162 216ZM162 218H161V219H162ZM173 218H175V217H173ZM187 218H188V217H187ZM195 218H198V217L195 216ZM200 218H201V217H200ZM218 218H219V216H218ZM218 218H216V219H218ZM241 218H242V217H241ZM28 219H29V218H28ZM42 219H43V218H41V220H42ZM52 219H50V222H51ZM56 219H57V218H56ZM56 219H55V220H56ZM68 219H69V217H68ZM75 219H76V217H75ZM77 219H78V218H77ZM125 219H126V218H125ZM125 219H124V220H125ZM128 219H129V218H128ZM159 219H160V217H159ZM161 219H160V220H161ZM165 219L167 220V218H165ZM190 219H192V217H191ZM203 219H202V220H203ZM210 219L212 220L213 218H210ZM238 219H240V217H238ZM16 220H17V219H16ZM16 220H15V221H16ZM19 220H20V219H19ZM19 220H18V221H19ZM30 220H32V219H30ZM35 220H36V218H35ZM37 220H38V219H37ZM44 220H45V217H44ZM48 220H49V219H47V223H48ZM55 220L53 219V221H55ZM62 220H63V219H62ZM66 220H67V219H66ZM69 220H70V219H69ZM78 220H79V219H78ZM78 220H77V221H78ZM80 220H82V219H80ZM80 220H79V221H80ZM107 220H108V219H107ZM129 220H130V219H129ZM133 220H132V221H133ZM148 220H149V218H148ZM160 220H159V221H160ZM197 220H198V219H197ZM197 220H195L196 223H197ZM208 220H209V219H208ZM211 220H210V224H211ZM213 220H214V221H217V220H215V219H213ZM259 220H260V219H259ZM9 221H10V219H9ZM13 221H14V220H13ZM20 221H22V220H20ZM23 221H25V220H23ZM23 221H22V222H23ZM58 221H60V220H58ZM58 221H57V222H58ZM63 221H64V220H63ZM70 221H71V220H70ZM84 221H85V220H84ZM90 221H91V219H90ZM102 221H103V223H104V220H102ZM105 221H106V220H105ZM126 221H127V220H126ZM132 221H129L128 223H130V222H132ZM157 221H158V220H157ZM169 221L173 222V221H172V218L169 219ZM169 221H168V222H169ZM205 221H207V220L205 219ZM214 221H212V222L214 223ZM219 221H221V220L219 219ZM36 222H37V221H36ZM36 222H35V223H36ZM40 222H41V221H40ZM40 222H39V223H40ZM43 222H44V221H43ZM50 222H49L48 224H50V226H51V223H50ZM55 222H56V221H55ZM55 222H53V225H54ZM73 222H74V221H72L71 223H69V222L67 221L68 224H72ZM81 222H83V220H82ZM85 222H87V220H86ZM136 222H133V223H134V226H136V225H135ZM155 222H156V220H155ZM155 222H154V224H155ZM168 222H166V221L164 220V223H168ZM192 222H193V221H192ZM200 222H201V219H200ZM14 223H15V222H14ZM20 223H21V222H20ZM27 223H28V222H27ZM30 223H31V222H30ZM44 223L47 224L46 222H44ZM44 223H43V224H44ZM58 223L60 224V222H58ZM83 223H84V222H83ZM83 223H81V224H83ZM133 223H131V224H133ZM141 223H142V222H141ZM141 223H140V224H141ZM147 223H148V221H147ZM157 223H159V222H157ZM208 223H209V222H208ZM219 223H220V222H219ZM224 223H225V222H224ZM258 223H259V222H258ZM261 223H262V222H260V225H259V226H261ZM3 224H4V223H3ZM18 224H19V222H18ZM24 224H25V222H24ZM32 224H33V223H32ZM55 224H56V223H55ZM63 224H65V223H63ZM73 224H74V223H73ZM73 224H72V225H73ZM108 224H109V223H108ZM108 224H107V225H108ZM136 224H137V223H136ZM140 224H139V226H140ZM142 224H143V223H142ZM142 224H141V225H142ZM171 224H174V223H171ZM188 224H189V223H188ZM198 224H200V223L198 222ZM215 224L218 225V223H215ZM222 224H223V223H222ZM249 224H250V222H249ZM249 224H247V226H248ZM9 225H11V224H9ZM20 225H21V224H20ZM33 225H34V224H33ZM61 225H62V224H61ZM72 225H71V226H72ZM111 225H112V224H111ZM127 225H128V224H127ZM127 225L125 226L126 228H127ZM143 225H146V224H143ZM148 225H149V224H148ZM159 225H160V224H159ZM183 225H184V224H183ZM183 225H182V226H183ZM193 225H195V224L193 223ZM219 225L221 226V224H219ZM219 225H218V226H219ZM226 225H227V224H226ZM236 225H238V223H237ZM254 225H255V224H254ZM6 226H7V225H6ZM13 226H15V227L17 228L18 225H17V226H16V225H13ZM22 226H23V223H22ZM22 226H18V228L21 227V228L23 229L24 227H22ZM30 226H31V224H30ZM30 226H29V228H30ZM54 226H55V225H54ZM57 226H58V225L56 224L55 227H57ZM68 226H69V225H68ZM73 226H74V225H73ZM131 226H132V225H131ZM137 226H138V224H137ZM137 226H136V227H137ZM155 226H157V225H155ZM172 226H173V225H172ZM174 226H175V224H174ZM187 226H188V225L185 224V227H187ZM189 226H190V225H189ZM189 226H188V227H189ZM223 226H224V225H223ZM223 226H222V227H223ZM239 226H241V224H240ZM256 226H257V225H256ZM256 226H255L254 228H256ZM10 227H11V226H10ZM31 227H32V226H31ZM33 227H34V226H33ZM35 227H36V226H35ZM42 227H44V226L41 225L40 228H42ZM55 227L52 226V229L55 228ZM69 227H70V226H69ZM105 227H106V226H105ZM123 227H124V225H123ZM132 227H133V226H132ZM136 227H135V228H136ZM141 227H145V226H140V227H139V228L142 230V229H144V228H141ZM146 227H147V226H146ZM151 227H154V225L151 226ZM163 227H164V226H162V229H163ZM167 227L169 228L170 226L167 224ZM167 227H166V229H167ZM179 227H180V226H179ZM190 227H191V226H190ZM192 227H193V226H192ZM192 227H191V228H192ZM196 227H197V224H196ZM200 227H201V226H200ZM229 227H230V225H229ZM5 228H6V227H5ZM18 228H17L16 231H18ZM44 228H45V227H44ZM46 228H47V227H46ZM46 228H45V230H46ZM57 228H58V227H57ZM62 228H65V227H62ZM103 228H104V227H103ZM106 228H107V227H106ZM135 228H134V229H135ZM139 228H136L135 230L138 231V230H140ZM172 228H173V227H172ZM182 228H184V226H183ZM197 228H198V227H197ZM197 228H196V229H197ZM201 228L203 229V227H201ZM204 228L206 229L205 225H204ZM209 228H210V227H209ZM251 228H252V227H251ZM10 229H12V228H10ZM14 229H15V228H14ZM34 229H35V228H34ZM48 229H49V228H48ZM50 229H51V227H50ZM52 229L50 230L51 232H52ZM59 229H60V228H59ZM59 229H58V230H59ZM66 229H67V228H66ZM71 229H72V228H71ZM71 229H70V230H71ZM74 229H76V228L73 227L72 230H74ZM94 229H95V231H96V227H94ZM123 229H124V228H122V231H123ZM128 229H129V228H128ZM131 229H132V228H131ZM131 229H129V230L127 231V233L125 232V231L127 230V229H126V230L124 231L125 233H124V232H123V233H124V234H129V235H130V233H131V232H130ZM134 229H133V230H134ZM148 229L151 230V231H150V234H149V232H145V233L149 234L150 236H151V235L153 236V234L155 233V230H156V229L153 230L154 233H153V231H152L153 228L151 229V228L148 227ZM166 229H165V230H166ZM170 229H171V228H170ZM173 229H174V230H172V231L175 232V230H177L178 227H176V229H175V227H174ZM198 229H199V228H198ZM205 229H204V230H205ZM207 229H208V227H207ZM210 229H211V228H210ZM210 229H209V230H210ZM212 229H213V227H212ZM227 229H228V228H227ZM227 229H226V230H227ZM256 229H260V228L258 227V228H256ZM262 229H263V228H261V230H262ZM6 230H7V229H6ZM6 230H4L3 233H4ZM20 230H21V229H20ZM30 230H31V229H30ZM35 230H36V229H35ZM35 230H34V231H35ZM37 230H38V228H37ZM42 230H43V229H42ZM54 230H55V229H54ZM70 230L68 229V230H66V231L64 230V231H65V232H68V231H70ZM77 230L79 231L78 228H77ZM77 230H76V231H77ZM97 230H98V227H97ZM104 230H105V229H104ZM109 230H110V229H109ZM165 230H164V232H166L168 229H167L166 231H165ZM178 230H179V229H178ZM178 230H177V231H178ZM180 230H181V229H180ZM187 230H188V228H187ZM189 230H191V229L189 228ZM192 230H193V229H192ZM192 230H191V232H193ZM209 230H208V232H209ZM247 230H248V229H247ZM249 230H250V229H249ZM7 231H8V230H7ZM9 231H10V230H9ZM11 231H12V230H11ZM24 231H25V229H24ZM32 231H33V230H32ZM34 231H33V232H34ZM38 231H39V230H38ZM46 231H47V230H46ZM56 231H57V229H56ZM56 231H55V232H56ZM59 231H61V230H59ZM92 231H93V230H92ZM95 231H94V232H95ZM98 231H99V230H98ZM98 231H96V232H98ZM122 231H121V232H122ZM146 231H147V230H146ZM158 231H159V230H158V226H157V231H156V232L158 233ZM177 231H176V234H177ZM181 231L183 232L184 229H182ZM197 231H198V230H197ZM197 231H196V232H197ZM201 231H202V230H201ZM214 231H215V230H214ZM214 231H213V233H214V236L216 237L215 232H216V231H217V232L220 231V229H219V230L216 229V231H215V232H214ZM243 231H244V230H243ZM243 231H242V232H243ZM259 231H260V230H259ZM12 232H13V231H12ZM19 232H20V231H19ZM19 232H18V233H19ZM21 232H22V231H21ZM29 232H31V231H29ZM44 232H45V231H44ZM48 232H49V231H48ZM55 232H54V233H55ZM61 232H62V231H61ZM99 232H100V231H99ZM99 232H98V233H99ZM107 232H108V231H107ZM128 232H129V233H128ZM164 232H162V233H163V234H166V233H164ZM168 232H171V231H168ZM182 232H181V233H182ZM185 232H186V228H185V231H184L183 233H185ZM196 232H195V233H196ZM204 232H206V231H204ZM204 232H203V234H204ZM208 232H206V233H207V234H210V233H211V232H210V233H208ZM229 232H231V230H230ZM229 232H226V233H229ZM251 232H252V231H251ZM253 232H254V230H253ZM253 232H252V233H253ZM260 232H262V231H260ZM3 233H2V235H3ZM34 233H35L34 235H36V232H34ZM38 233H39V232H38ZM41 233H42V232H41ZM56 233H57V232H56ZM63 233H64V232H63ZM68 233H69V232H68ZM74 233H75V232H74ZM77 233H78V232H77ZM77 233H76V234H77ZM101 233H102V232H101ZM101 233H100V235H99L100 237L98 236V238H101ZM103 233H105V232L103 231ZM103 233H102V234H103ZM132 233H135V232L133 231ZM132 233H131V234H132ZM151 233H153V234H151ZM157 233H155V234H157ZM162 233H161V234H162ZM183 233H182L181 235H183ZM187 233H188V232H187ZM189 233H190V232H189ZM189 233H188V234H189ZM197 233H198V232H197ZM224 233H225V232H224ZM252 233H251V234H252ZM256 233H257V231H256ZM15 234H16V233H15ZM15 234H14L13 236H16ZM23 234H24V233H23ZM28 234L31 235L30 233H28ZM59 234H60V233H59ZM65 234H66V233H65ZM69 234H70V233H69ZM71 234H72V233H71ZM79 234H80V233H79ZM79 234H78V235H79ZM90 234H92V233L90 232ZM90 234H88V235H90ZM111 234H112V233H111ZM124 234H123V236H124ZM147 234H145V235L147 236ZM169 234H170V235L173 234V236L175 235V233H169ZM178 234H179V231H178ZM185 234H186V233H185ZM190 234H191V233H190ZM193 234H194V233H193ZM259 234H260V233H259ZM29 235H28V236H29ZM42 235H43V234H42ZM46 235H47V234H46ZM56 235H57V234H56ZM66 235H67V234H66ZM73 235H74V234H73ZM94 235H95V234H94ZM121 235H122V233H121ZM129 235H128V236H129ZM194 235H196V238H195V237H194V238H195V240H196V242H197V238H198L197 236H198V235H197V234H194ZM194 235H192V236H194ZM199 235L201 236L202 234L200 233ZM246 235H247V234H246ZM4 236H5V235H4ZM18 236H19V234H18ZM20 236H21V235H20ZM24 236H26V234H25ZM28 236H26V240L29 238ZM47 236H48V238H49V236H51V233H50L49 235H47ZM59 236H60V235H59ZM63 236H64V234H63ZM67 236H68V235H67ZM90 236H91V235H90ZM90 236H89V238H86V237L84 236V237H85V240L87 239V241H88V239H91ZM128 236H127V237H128ZM130 236H131V235H130ZM130 236H129V237H130ZM132 236H133V235H132ZM164 236H165V235H164ZM164 236H160V238H161V237L165 238ZM166 236H167V234H166ZM173 236L171 235V237L169 236V238H172ZM203 236H204V235H203ZM203 236H201V237L203 238ZM205 236H206V235H205ZM210 236H211V237H209L208 240H209L210 238H213V237H214V236H212V235H210ZM233 236H234V235H233ZM252 236H253V235H252ZM252 236H251V237H252ZM258 236H259V235H257V237H258ZM261 236L263 237L262 234H261ZM261 236H259V237H261ZM6 237H7V236H6ZM6 237H5V238L3 237L4 239H3V238H2V239L5 240ZM27 237H28V238H27ZM32 237H33V235H32ZM38 237H39V236H38ZM42 237H45V236H42ZM54 237L56 238V236H54ZM54 237H53V238H54ZM71 237H72V236H71ZM76 237H77V235H76ZM79 237H80V235H79ZM79 237H78V238H79ZM87 237H88V236H87ZM93 237H94V236H93V234H92V238H93ZM120 237H122V236H120ZM127 237H126V235H125L124 238H127ZM153 237H154V238H153ZM153 237H152V238H153L154 240H155V238H157L155 235H154ZM167 237H168V236H167ZM174 237H176V236H174ZM174 237H173V238H174ZM180 237H181V236H180ZM180 237H179L178 239H180ZM182 237H183V236H182ZM206 237H207V236H206ZM206 237H204V238L207 239ZM235 237H236V236H235ZM235 237H234V239H233L232 237H231V238H232L233 240H235ZM245 237H246V236H245ZM245 237H244V238H245ZM248 237H249V239H250V236H248ZM248 237H246V238H248ZM259 237H258V240H259ZM7 238H8V239H12V235H11V238H9V236H8ZM13 238H14V237H13ZM16 238H17V237H15V239H16ZM19 238H20V237H19ZM30 238H31V236H30ZM30 238H29V241H30ZM34 238H35V237H34ZM36 238H37V236H36ZM55 238H54V239H55ZM57 238H59L58 235H57ZM80 238H81V237H80ZM94 238H95V237H94ZM96 238H97V236H96ZM110 238H111V237H110ZM122 238H123V237H122ZM124 238H123V239H124ZM141 238L144 239V238H146V237L144 236V238H143V237H141ZM141 238H140V244H141V245H144V244H142V243H143L145 240H143V242H142V241H141V240H142ZM184 238H185V237H184ZM186 238H187V237H186ZM186 238H185V239H186ZM189 238H190V235H189ZM189 238H187V239L190 241ZM202 238H201V239H202ZM204 238H203V240H205ZM246 238H245V239H246ZM253 238H256V237H253ZM8 239H6L7 242H8ZM42 239H44V238H42ZM45 239H46V238H45ZM45 239L42 240V241H45ZM73 239H74V237H73ZM108 239H109V238L107 237L106 240H108ZM116 239H118V238H116ZM120 239H121V238H119L118 240L120 241ZM127 239H128V238H127ZM130 239H131V238H130ZM130 239H129V240H130ZM133 239H135V240H136L135 242H137V241H138L137 239H139V237H138V236H134V238H132V240H133ZM165 239H168V238H165ZM165 239H163V240H165ZM187 239H186V243H188V242H187V241H188ZM201 239L199 238V240H201ZM224 239H225V238H224ZM226 239H227V237H226ZM12 240H13V239H12ZM20 240H21L22 245H23V243H24L23 240H25V238L23 237V240H22V239H20ZM32 240H33V238H32ZM36 240L39 241V242L41 241L40 239H39V240L36 239ZM62 240H63V239H62ZM66 240H67V239H66ZM71 240H72V239H70V242H71ZM75 240H77V239H75ZM81 240H82V239H81ZM81 240H80V241H81ZM99 240H100V239H99ZM102 240H103V239H102ZM118 240H115V242L117 243ZM129 240H128V242H129ZM146 240H147V239H146ZM160 240H161V239H160ZM170 240H171V239H170ZM182 240H184V239H182ZM203 240H202V241H203ZM252 240H253V239H252ZM261 240H262V238H261ZM6 241H4V242H6ZM29 241H26V243L29 242ZM33 241H34V240H33ZM33 241H32V242H33ZM46 241H48V240H46ZM46 241H45V242H46ZM51 241H53V240H51ZM55 241H56V240H55ZM55 241H53V242H55ZM80 241L78 240V246H79V242H80ZM83 241H84V240H83ZM87 241H84V242H87ZM91 241H92V240H91ZM93 241H94V240H93ZM97 241H98V240H97ZM108 241H109V240H108ZM108 241H107V242H108ZM126 241H127V240H125V242H126ZM166 241H167V240H166ZM166 241H165V242H166ZM174 241H175V238H174ZM193 241H194V240H193ZM193 241H192V239H191V242H193ZM215 241H216V239H215ZM215 241L213 240V242H215ZM221 241H222V240H221ZM224 241H228V240H224ZM246 241H247V240H246ZM255 241H256V240H255ZM12 242H13V241H12ZM17 242H19V241L17 240ZM21 242H20V243H21ZM30 242H31V241H30ZM30 242L27 243L28 246L30 245ZM39 242H38V243H39ZM58 242H59V241H58ZM72 242H73V240H72ZM84 242H83V243H84ZM99 242H100V241H99ZM99 242H98V244H99ZM105 242H106V241H105ZM115 242H114V244H113V242H111L112 245H115V244H116ZM121 242H122V241H120V243H121ZM141 242H142V243H141ZM147 242H149V241H147ZM151 242H152V241H151ZM155 242H156V240H155ZM165 242L162 241V244L165 243ZM167 242H168V244H169L168 246H172V244H174V242L172 243V242L170 241V242L172 243V244L170 245L169 240H168ZM184 242H185V241H184ZM191 242H190V243H191ZM200 242H201V241H200ZM211 242H212V239H211ZM228 242H229V241H228ZM228 242H225V243H227L226 245L229 244ZM232 242L234 243V241H232ZM256 242H257V241H256ZM9 243H10V245H11V242H9ZM9 243H8V244H9ZM26 243H25V245H26ZM43 243H44V242H43ZM47 243H48V242H47ZM50 243H51V242H50ZM100 243H102V245H103V249H106V250H109V249H110V247H109V249H108V248H105V247H108L107 245H105V247H104V244H105V243H103V241L100 242ZM111 243L109 242V245H110ZM120 243H119V244H120ZM126 243H127V242H126ZM130 243H131V240H130ZM130 243H127V244L131 245ZM133 243H134V241H132V245H131L132 247H133ZM145 243H146V241H145ZM152 243H153V242H152ZM152 243H151V244H152ZM190 243H188V244H190ZM203 243H204V241H203ZM206 243L209 244L208 242H206ZM206 243H205V244H206ZM217 243H219V242H217ZM217 243H215V244H217ZM237 243H239V242H237ZM237 243H236V244H237ZM240 243H241V242H240ZM240 243H239V244H240ZM246 243H248V245H249V242H248V241H247ZM2 244H3V243H2ZM31 244H32V243H31ZM33 244H34V242H33ZM41 244H42V242H41ZM48 244H49V243H48ZM60 244H61V243H60ZM66 244H67V243H66ZM73 244H74V243H73ZM80 244H81V242H80ZM92 244L94 245V242H92ZM92 244H91V245H92ZM107 244H108V243H107ZM119 244H118V245H119ZM121 244H122V243H121ZM124 244H125V243H124ZM135 244H136V245L138 244V245H137L138 247L135 245V247H137V249H136V248H133V250L136 249V251H138V248H140V247H139V241H138L137 243H135ZM153 244H154V243H153ZM191 244H192V243H191ZM201 244H202V243H201ZM201 244L199 243V246H200ZM205 244H204V245H205ZM211 244H212V243H210L209 246H212ZM215 244H214V245H215ZM255 244H256V243H255ZM22 245L20 246V244H19L18 246H19V247H22ZM36 245H38L39 247H42V245L40 246V243H39V244H35L34 247H35ZM43 245H44V244H43ZM49 245H50V244H49ZM52 245H53V244H52ZM75 245H76V243H75ZM83 245H84V244H83ZM100 245H101V244H100ZM112 245H110V246H112ZM125 245H126V244H125ZM125 245H124V247H125ZM163 245H164V244H163ZM180 245L183 246L184 244L182 243V244H180ZM180 245H179V246H180ZM186 245H187V244H186ZM186 245H185V246H186ZM230 245L232 246L233 244L230 243ZM257 245H258V244H256L253 248H255ZM0 246H1V244H0ZM30 246H31V245H30ZM45 246H46V244H45ZM54 246H56V245H54ZM65 246H66V245H65ZM88 246H89V245H88ZM96 246H97V245H96V243H95V246H94V247L96 248ZM121 246H122V245H121ZM147 246H148V244H147ZM149 246H150V245H149ZM149 246H148V247H149ZM164 246H167V244L164 245ZM168 246H167V247H168ZM173 246H174V245H173ZM173 246H172V247H173ZM179 246H178V247H179ZM182 246H180V247H181L182 249H185V247H184V246L182 247ZM188 246H189V245H188ZM188 246H187V248L190 249L191 245H190V247H188ZM193 246H194V245H192V247H193ZM197 246H198V243H197ZM199 246H198V248H199ZM207 246H208V245H207ZM218 246L220 247V245H218ZM224 246H225V245H224ZM231 246L229 247V249H232ZM234 246H235V245H234ZM245 246H246V245H245ZM259 246H260V245H259ZM261 246H262V244H261ZM8 247H9V246H8ZM14 247H15V246H14ZM14 247H13V248H14ZM26 247H27V246H26ZM39 247H38V248H39ZM79 247H80V246H79ZM79 247H78V248H79ZM97 247H99V245H98ZM101 247H102V246H101ZM116 247H117V246H116ZM119 247H120V246H119ZM127 247H128V246H127ZM132 247H131V248L129 247V249L131 250ZM141 247H142V250H143V249H144L143 246H141ZM145 247H146V246H145ZM150 247H151V246H150ZM153 247H154V245H153ZM153 247H152V248H153ZM156 247H158V246L156 245ZM156 247H155V248H156ZM167 247H166V248H167ZM192 247H191V249H192ZM195 247H196V245H195ZM195 247H194V248H195ZM212 247H213V246H212ZM215 247H216V246H215ZM237 247H238V246H237ZM241 247H242V246H241ZM250 247H251V245H250ZM9 248H10V247H9ZM15 248H17V247H15ZM28 248L31 249L30 247H28ZM28 248H27V249L25 248V249L28 250ZM43 248H44V246H43ZM46 248H47V247H46ZM49 248H51V247H48V249H49ZM83 248H86V247L83 246ZM83 248H81V249H83ZM121 248H122V247H121ZM146 248H147V247H146ZM169 248H170V247H169ZM176 248H177V247H176ZM194 248H193V249H194ZM201 248H202V246H201ZM206 248H207V247H206ZM206 248H205V249L202 248V249L205 250V251H207ZM213 248H214V247H213ZM213 248H212V249H213ZM217 248H218V247H216V249H217ZM233 248H234V247H233ZM256 248H258V247H256ZM256 248H255V249H256ZM263 248H264V247H263ZM263 248L261 247V249H263ZM32 249L35 250V248H33V247H32ZM32 249H31V251H33ZM44 249H45V248H44ZM55 249H57V248H55ZM65 249H66V248H65ZM68 249H69V248H68ZM68 249H67V250H68ZM70 249H71V248H70ZM76 249H77V248H76ZM92 249H93V247H92ZM115 249H116V248H114V250H115ZM122 249H123V248H122ZM124 249H126V248H124ZM159 249H160V248H159ZM161 249L163 250L164 248H161ZM170 249H172V248H170ZM170 249H169V251H170ZM182 249H181V250H182ZM189 249H188L187 251H185V253L187 252V254H189L190 251H191V250L189 251ZM208 249H209V248H208ZM210 249H211V248H210ZM221 249H222V247H221ZM247 249H248V248H247ZM258 249H259V248H258ZM1 250H2V248H1ZM21 250H22V249H21ZM41 250H42V248H41ZM41 250L37 249V253H36V255H38L39 252H40ZM50 250H52V249H50ZM59 250H60V249H59ZM71 250H72V249H71ZM74 250H75V247H74L73 251H74ZM77 250H78V249H77ZM87 250H90V249H87ZM94 250H95V249H94ZM94 250H93V251H94ZM100 250H101V249H99V251H100ZM110 250H111V249H110ZM112 250H113V248H112ZM118 250H120V248H119ZM130 250H128V251H130ZM133 250H131V252H132ZM139 250H141V249H139ZM147 250H148V249H147ZM152 250H153V249H152ZM152 250H151V251H152ZM156 250H157V249H156ZM164 250H165V249H164ZM173 250H174V249H173ZM200 250H201V249H200ZM203 250H201V251H203ZM218 250H219V248L217 249V251H218ZM222 250H223V249H222ZM222 250H221V251H222ZM250 250H251V248H250ZM10 251H11V250H10ZM19 251H20V250H19ZM28 251H30V250H28ZM28 251H27V252H28ZM38 251H39V252H38ZM61 251H62V250H61ZM78 251H79V250H78ZM78 251H77V252H78ZM82 251L85 252V249L82 250ZM91 251H92V250H91ZM104 251H105V250H104ZM104 251H103V252H104ZM143 251H144V250H143ZM159 251H160V250H158V252H159ZM169 251H168V250H167V251L165 250V252H169ZM176 251H177V250H176ZM183 251H184V250H183ZM188 251H189V252H188ZM195 251H197V250H195ZM205 251H204V252H205ZM208 251H210V250H208ZM213 251H214V249L210 251V253H209L210 256H211V253H212ZM219 251H220V250H219ZM219 251H218V252H214L215 255L218 254ZM221 251H220V252H221ZM226 251H227V249L225 250V253H226ZM229 251H230V250H229ZM233 251H234V250H233ZM237 251H238V250H237ZM13 252H14V251H13ZM17 252H18V251H17ZM17 252H16V253H17ZM20 252L23 253L24 251H23V252L20 251ZM41 252H42V251H41ZM46 252H47V251H46ZM46 252H45V253H46ZM51 252H52V251H51ZM68 252H69V251H68ZM70 252H71V251H70ZM80 252H81V251H80ZM109 252H110V251H109ZM116 252H117V250H116ZM116 252H115V253H116ZM125 252H127V250L123 251L124 254H125ZM134 252H135V251H134ZM134 252H132V254H133ZM138 252H139V251H138ZM140 252H141V251H140ZM144 252H145V251H144ZM154 252H155V251H154ZM154 252H153V253H154ZM161 252H163V251H161ZM165 252H164L163 254H166ZM170 252L173 253L174 251L171 250ZM234 252H235V251H234ZM249 252H250V251H249ZM252 252H254V254H255V250H254V249H253ZM252 252H251V253H252ZM256 252H257V250H256ZM24 253H25V252H24ZM33 253H35V252L33 251ZM62 253H64V252H62ZM95 253H96V252H95ZM95 253H92V257L95 255L94 258L96 257V261H97L98 256H97ZM120 253H121V250H120ZM123 253H122V258H123V256H124ZM129 253H130V252H127V254H129ZM135 253H136V252H135ZM172 253H171V254H172ZM174 253H176V252H174ZM174 253H173V254H174ZM178 253H179V251H178ZM181 253H182V252H181ZM181 253H179V254L181 255ZM185 253H184L183 255H185ZM198 253H199V250H198ZM200 253H201V252H200ZM200 253H199V255H201ZM202 253H203V252H202ZM207 253H208V252H207ZM222 253H223V252H222ZM225 253H224V254H225ZM246 253H247V252H246ZM6 254H7V252H6ZM14 254H15V253H14ZM19 254H20V253H19ZM42 254H43V253H42ZM79 254H80V253H79ZM82 254H83V253H82ZM90 254H91V253H90ZM101 254H102V253H101ZM105 254H106V253H105ZM107 254H108V252H107ZM112 254H114V253L110 252V255H112ZM116 254H117V253H116ZM127 254H126V256L128 257ZM132 254H130V255H132ZM142 254H143V253H142ZM145 254H147V253H145ZM187 254H186V255H187ZM192 254H193V253H192ZM195 254H196V253H195ZM195 254H193L192 257H194ZM204 254H205V253H204ZM209 254H208V255H209ZM224 254H223V255H224ZM227 254H228V251H227ZM231 254H233V253H231ZM243 254H244V253H243ZM259 254H260V253H258V255H259ZM17 255H18V253H17L15 256H17ZM25 255H27V256L30 255V252H29V254H25ZM39 255H40V254H39ZM72 255H74V252H73ZM75 255H76V254H75ZM75 255H74V257H75ZM77 255H78V254H77ZM77 255H76V257H77ZM87 255H88V254H87ZM110 255H109V256H110ZM114 255H115V254H114ZM119 255H120V254H119ZM130 255H129V257H130ZM134 255H135V254H134ZM143 255H144V254H143ZM143 255H142V256H143ZM148 255H149V254H148ZM169 255H170V254H169ZM196 255H197V254H196ZM206 255H207V254H206ZM208 255H207V256H208ZM215 255H212L213 257L211 256L212 259L215 258V257H214ZM219 255H220V254H219ZM229 255H230V253H229ZM256 255H257V253H256ZM21 256H22V254H21ZM21 256H20V258H21ZM32 256H33V255H32ZM50 256H51V255H50ZM102 256H103V255H102ZM132 256H133V255H132ZM146 256H147V255H146ZM167 256H168V255H167ZM170 256H172V255H170ZM170 256L167 257V258H170ZM188 256H189V255H188ZM188 256H187V257H188ZM210 256H209V257H210ZM216 256H217V255H216ZM227 256H228V255H227ZM227 256H225V257L227 258ZM248 256H249V255H247V257H248ZM0 257H2V256L0 255ZM7 257H8V256H7ZM24 257H25V256H24ZM29 257H31V255H30ZM29 257H28V258H29ZM33 257H34V256H33ZM47 257H48V256H47ZM84 257H85V256H84ZM103 257H104V256H103ZM117 257H118V256H116V259H119V258H117ZM135 257L137 258L136 255H135ZM148 257H149V256H148ZM148 257H147V258H148ZM175 257H176V255H175ZM181 257H182V256H181ZM185 257H186V256H185ZM187 257H186V259H187ZM203 257H204V256H203ZM217 257H218V256H217ZM237 257H240V258H241V256H237ZM242 257H243V256H242ZM245 257H246V256H244V258H245ZM254 257L257 258L258 256H254ZM261 257H262V255H261ZM2 258H3V257H2ZM12 258H13V257H12ZM12 258H10L9 260L11 261ZM17 258H18V256H17ZM36 258H37V257H36ZM112 258H113V256H112ZM112 258H111V259H112ZM114 258H115V257H114ZM114 258H113V259H114ZM144 258H145V257H144ZM151 258H152V257H151ZM151 258H150V260H151ZM154 258H155V257H154ZM154 258H153V259H154ZM176 258H177V257H176ZM176 258H175V259H176ZM190 258H191V256H190ZM190 258H189V259H190ZM198 258H199V257H198ZM221 258H222V257H221ZM221 258H219V259L221 260ZM223 258H224V256H223ZM223 258H222V260H223ZM226 258H225V259H226ZM228 258L230 259V257H228ZM231 258H233V257H231ZM234 258H235V260H236V257H234ZM234 258H233V259H234ZM240 258H239V259H240ZM249 258H250V257H249ZM3 259H4V258H3ZM26 259H27V258H26ZM37 259H38V258H37ZM55 259H56V258H55ZM59 259H60V258H59ZM99 259H100V258H99ZM104 259H106V258H104ZM107 259H108V257H107ZM113 259H112V260H113ZM116 259H115V261H117ZM186 259H184V260L187 261ZM192 259H193V258H192ZM200 259H201V258H200ZM200 259H199V260L197 259L198 261H197L196 263H198V262L200 261ZM202 259H204V258H202ZM239 259H238V260H239ZM250 259H251V258H250ZM15 260H16V259H15ZM23 260H24V259H23ZM35 260H36V259H35ZM92 260H93V259H92ZM108 260H110V259H108ZM122 260H123V259H122ZM126 260H127V258H126ZM176 260H177V259H176ZM178 260L180 261V259H178ZM207 260H208V259H207ZM210 260H211V258H210ZM231 260H232V259H231ZM241 260H243V259H241ZM241 260H240V261H241ZM258 260H259V259H258ZM263 260H264V259H263ZM263 260H260V261L263 262ZM4 261H5V260H4ZM17 261H18V260H17ZM19 261H21V260H19ZM41 261H42V259H41ZM130 261H131V259H130ZM137 261H138V260H136V263H137ZM152 261H153V260H152ZM165 261H167V263H168V259L165 260ZM182 261H183V260H182ZM211 261H212V260H211ZM217 261H219V260L216 259L215 262H217ZM224 261H226V260H224ZM244 261H245V260H244ZM246 261H247V260H246ZM248 261H249V260H248ZM260 261H259V262H260ZM0 262L2 263V261H0ZM5 262H6V261H5ZM5 262H4V263H5ZM8 262H9V261H8ZM8 262H7V263H8ZM24 262H25V260H24ZM29 262H30V261H29ZM29 262H28V263H29ZM89 262H90V261H89ZM100 262H101V261H100ZM113 262H114V261H113ZM119 262H120V260H119ZM121 262H122V261H121ZM140 262H142V261H140ZM153 262H154V261H153ZM200 262H203V261H200ZM200 262H199V264H200ZM206 262H207V261H206ZM206 262H204V263H206ZM208 262H209V264L211 263L209 260H208ZM208 262H207V263H208ZM212 262H213V261H212ZM215 262H213V263H211V264H214ZM220 262H221V261H220ZM220 262H219L218 264H220ZM4 263H3V264H4ZM7 263H5V264H7ZM25 263L27 264V260H26ZM41 263H42V262H41ZM87 263H88V262H87ZM87 263H86V264H87ZM92 263H93V262H92ZM92 263H91V264H92ZM97 263H98V261H97ZM105 263H106V262H105ZM110 263H111V262H110ZM133 263H134V262H133ZM133 263H132V264H133ZM189 263L191 264L192 262H189V261H188V264H189ZM196 263H195V264H196ZM204 263H203V264H204ZM223 263H224V262H223ZM231 263L234 264L233 262H229V264H231ZM235 263H236V262H235ZM240 263H241V262H240ZM252 263H253V262H252ZM252 263H251V264H252ZM8 264H9V263H8ZM14 264H15V263H14ZM38 264H39V263H38ZM59 264H60V263H59ZM94 264H95V262H94ZM126 264H127V261H126ZM140 264H142V263H140ZM144 264H145V263H144ZM148 264H149V263H148ZM156 264H157V263H156ZM161 264H162V263H161ZM186 264H187V263H186ZM201 264H202V263H201ZM215 264H216V263H215ZM225 264H226V263H225ZM236 264H238V263H236ZM245 264H246V263H245ZM262 264H263V263H262Z\"/></svg>",
	"mask_w": 264,
	"mask_h": 264
}]
</instances>
